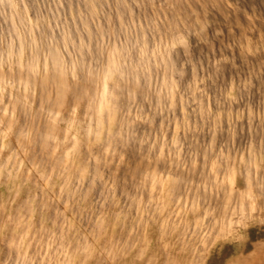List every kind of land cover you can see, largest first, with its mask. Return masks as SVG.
Listing matches in <instances>:
<instances>
[{
	"label": "rangeland",
	"instance_id": "374dc122",
	"mask_svg": "<svg viewBox=\"0 0 264 264\" xmlns=\"http://www.w3.org/2000/svg\"><path fill=\"white\" fill-rule=\"evenodd\" d=\"M1 2H2V0H0ZM75 1V2H74ZM112 1V2H111ZM121 1V0H120ZM119 1V2H120ZM123 1H128L127 2V4L126 5H128L129 4V6H127L128 7V10H126L127 8H126V5L124 6V4L122 5V3H123ZM133 1V2H132ZM134 1H135V3H134ZM139 2H140V4H142V5H140L138 2H137V0H122L120 3H118V1L116 0V3H118L119 4V6L118 5H116L115 3H113V2H115V0L113 1V0H78V2L76 1V0H4V2H3V6H2V4H1V2H0V62L2 61H4L2 64H1V66H0V70H1V74L3 73V75L2 76H0V78H1V81H2V83H4L5 85L7 84L8 86H6L5 87V85H3L2 83H1V81H0V99H1V97H3V99H1V104H0V106H2V107H4V109L2 108V107H0V112H1V116H0V170H1V172H0V174H2V171H3V174H2V176L0 175V196H2V198L4 199V198H9V197H5V195L7 194V195H9L10 194V192H11V190H9L8 188H7V185H12V183H13V185H15V186H17V188H18V190H17V194H18V196L16 197L15 196V198L14 199H16V200H13V203H14V205L16 204V202H17V200L20 198V196H23L24 195V193L26 192V190H30V194H32V196L33 197H37V195H35L36 194V192H37V194L39 195V196H41L43 193L45 194V198H46V200L48 201V203L50 204V207L52 208L53 207V209H55V210H53V209H51V211H56V210H58V212L56 211L54 214L56 215V219H57V225H56V227L58 228H56L55 227V238H53V234H54V232H49L48 230H49V228L48 227H46L45 228V232L43 231V234H42V236H43V241H44V248H43V252H44V255H46L47 253H51V251H52V255L50 256L51 257V260H53V258H54V261L56 260V263H57V261L59 262V261H61V262H63V264H68L69 262H70V259H71V256H74V259H73V262L71 261V264H77V262H78V259H79V256H83L82 254H81V252H80V250L78 249V248H75V247H79L80 246V248L82 247L83 248V246L85 247V244H86V242H88L89 243V241H90V243H89V248L90 249H88V253H89V255H92L93 257L95 256V254H99L100 252H106V253H108L109 255H106L105 257H102V264H122V262L121 261H115V260H113L114 258H113V254L111 253L112 251L111 250H117V252L119 253V254H124L125 255V259H126V261H129L130 259L131 260H133L135 257H137L136 256V253L138 252V250H139V247L137 246V247H135V248H129L128 250H126L125 251V248H126V246H127V244H126V246H125V242L127 243L128 242V235L130 236L131 234H134V233H136V234H134V235H139V234H141V235H143V237H145L144 239L146 240V245H147V252H146V254H145V256L142 258V260H139L138 262H137V264H144L145 262L144 261H148L150 258H151V255H152V253L154 252V251H157V249H158V253H157V255H158V258H159V260H158V264H165L166 263V261H167V259H168V253H173L175 256H179L180 257V259L178 258V260L180 261L181 260V256L183 255V252L182 251H179V246L178 245H173V247H171V250L167 247V246H165V244H163V242L165 241L166 242V240L167 239H163V237H162V233H160V231H159V229H158V226L156 225V226H153V225H150L149 223H146V222H141L140 221V215H142L143 214V216H144V210H148L149 208H150V205H151V203L148 201V199L150 200L151 199V195H149V194H154V193H156L157 194V197H155L156 199H155V201H154V204L155 203H159L160 202V199L162 198V199H166V200H168V197H169V194H168V192H167V188L164 190V187H165V185H167L166 187H168V182H167V179L165 178V171L167 170V169H175V167H176V169H178L180 172H182L183 173V175L186 177L187 176V178H185L186 180L184 181V185H185V189H184V186H183V189L185 190V193L187 192L186 191V189H187V187H189V186H191L192 184V187H189L188 188V191H189V189H190V191H189V194L191 193V194H193V192L194 193H196V192H201L203 189H204V186H206L205 184H208V183H206V182H208L209 181V183H210V181L211 180H213V179H215V176L217 175L218 177H217V184H219V188L221 189H219L220 190V193H221V195L223 196V194H224V192L225 193H228V192H231V191H227V189H223L220 185H222V183H223V179H222V176H221V173L220 174H215L214 175V173L212 172V170H211V168H212V166H211V163H213L212 161L214 160V159H216V156H222V153H223V155L225 154V152H226V154H227V151L228 152H230V154H232L231 152H233L234 153V157L233 158H235V160L236 161H238V165L240 166V164H241V168H242V166H244V163H240V155L243 153V149H245L246 147H243V145H250L253 141H255V142H253V143H259V141H257L258 139V137H255L259 132V130H260V126H261V128H263L264 129V126L261 124V125H259L260 123H263L264 122V120H263V109L261 108L260 109V105H262V99L259 101L258 99V97H260V98H262V96H258V95H262V88H264L263 86L261 87V84L259 83V85H260V87H261V89L258 87L257 89H260L259 91L260 92H262V93H259V92H256V93H259L258 95H256V93H255V91H257V89L255 90L254 88H256V81H257V79L256 78H253V76L255 75H252V77H250L251 75L250 74H252V72L253 71H255V70H253L252 72L250 71L249 72V70L251 69H253V67H251V66H249V65H252V63H253V65L252 66H254V65H256V67H257V65H258V63L260 62V59H262V62H263V59H264V5H262V4H260V3H263L262 1L263 0H256V2L253 0V1H251V0H214V3L213 2H211V3H213L212 5H214L213 6V9H210L208 6L211 4H208V3H206V2H208V1H205V0H203L204 1V5L202 4L203 2L201 1L200 2V0H197V2H193L192 3V1H195V0H186L187 2H186V4H185V0L183 1L182 0V2H184L183 4L185 5H180V1L181 0H177V4H178V2H179V4L178 5H180V8L178 9V7L177 6H173V4L175 3V2H170V1H168L169 2V4L170 3H172V4H170V5H172V6H169L168 5V3H167V0L165 1V0H163L162 1V3L164 4V3H166V4H164V6H163V4H161L160 3V1L158 2H156L155 0H153L154 2L153 3H155L156 4V6H154L155 4H151V6L149 5V4H147V3H145V2H152V0H149V1H143L144 3H142V0L140 1V0H138ZM210 1H213V0H209V2ZM7 2L9 3L10 2V4L7 6V8H6V5H7ZM74 2V3H73ZM111 2V3H110ZM125 2V3H126ZM132 2V3H131ZM136 2L139 4L138 5V7L136 6ZM198 2H200L199 4V6H198ZM219 2V3H218ZM221 2H222V5H221ZM238 2V3H237ZM255 2V3H254ZM5 3H6V5H5ZM131 3V4H130ZM158 3H159V5H158ZM195 4V3H197V4H195L194 6H196V7H192V8H194L195 10H196V12H197V10L198 9H200L201 7L200 6H203V8L206 10V12L209 10V15H208V13H207V16H209L208 17V21H209V24L210 23H214L213 25H215L216 23L218 24H216L215 26H213L212 27V25L210 26H208V31H207V33L209 32V33H211V34H213L215 31H214V28H215V30H216V32H217V30H218V32H219V34H218V32L216 33L215 32V35L213 34V35H211L210 36V34L209 35H204L205 36V38H204V36L202 35V37L198 34V33H200V29H197V25L196 26H194V28H195V30L196 31H194V34H195V32H197V35L195 36V37H199L201 40H199V42H198V46H195V48H196V53H195V58H198V57H202L203 58V64H202V62L200 63V60L202 59V58H199V61L196 59V61L200 64V65H198L197 64V66H195V70L198 72V71H200V69H201V72L200 73H202V74H200V76H199V74L197 75V76H199V78L196 76V78L198 79L197 81H196V79L194 80V81H196V82H189V83H186V89H184V87L183 86H181L180 84H178L177 85V88H178V91L180 92V94H182V92L183 93H185V97H186V99H188V102H189V106H191V107H193V108H191V110H194V111H196L195 113L196 114H193V112L192 111H190V116H192V119L194 118V119H196L197 120V122H199V121H203V117H205V118H210L211 117V115L209 114V113H212V116H213V118L214 119H212L214 122H218L217 124H214V122L211 120V118L209 119L210 121H208V125H209V122H210V124H211V127H210V125L209 126H207L205 123H207V121L206 120H208V119H204L206 122H204L203 124L201 123V122H199V124L197 123V122H195V120H194V122H195V124L197 123V125L199 126V127H197V126H195V127H197V129L195 128V127H193L195 124H193V120H192V122L191 123H189V121L187 122V124H185V118L183 117V113H182V107L181 108H178V106L179 105H181V103H178L179 105H177V107H173L174 108V110H172L173 108L172 107H169V106H167V108H166V106H164V109L163 110H161L160 109V111H159V113L158 114H160V116L162 115V117H160V118H162V119H166V117L169 119L167 122L165 121V119L164 120H161V121H163L162 122V124L163 123H165L164 124V126H165V130L167 131H164V129L162 128V132L163 133H165V134H162V132L160 133V131H161V129H155V127H154V133H156V130L160 133V136H159V134H157L158 136H156V134H154L153 133V128H149V127H151V126H147V125H142V124H139V126H138V129L140 128V126L142 127V129L143 130H145V129H147V128H149V129H147L148 130V134H147V130H146V133H145V135L147 136V135H149V131L151 130V132H152V134H151V132H150V134H151V139H154V140H150L149 138H150V135H149V137H147V139H148V141L150 142V141H155V140H157V141H155V143L157 142V144H156V146L153 148V150H151L152 151V153H150V154H148V156H147V154L146 153H142V154H144V155H141V154H139V152H140V148L137 150V145L135 146V145H132V147L129 149L130 150V153L128 154V152H127V156H126V161H125V163H124V168H120L118 171H117V169L116 170H114L113 171V169L112 170H110L109 171V169H111L112 167L111 166H109V165H106V168H108L107 170H105L104 171V175H103V177H102V179H101V181L99 182V184H98V182L96 183V178L94 177V178H91L90 176H92V174H93V176H95V173L93 172V171H91V172H93V173H90L89 172V174L88 175H90L89 176V178H88V175L86 174V172L84 173L83 171H85V170H83V166H81L80 165V163H78V158L76 157V156H70L69 158H68V160L67 161H65V156H66V148H64V145H63V142H65V140L63 141V139L59 136V139L57 138V137H54V140L56 141L55 143L54 142H52L51 144V146H48L47 148H45V147H42L41 145V143H39V145L41 146H39L38 147V143H37V140L35 141V138H37V136L36 137H33V135L35 136V135H37V130H38V128L36 129L35 127L31 130V128H30V125L29 124H27V125H29L28 127L29 128H27V125H21L22 123L24 124H26L27 122L26 121H24V120H26L27 118L29 119V117H30V119H29V123H34L33 122V119H34V121L35 122H37L38 121V119H40V118H42L43 120H45L46 118H48L49 116H52L53 115V113L54 112H52V114H49V110H52V109H49L48 107L50 106V105H48V104H51L50 102H48V100H46L43 96H44V94H46V92H48L49 90V94L52 92V89H51V87L49 86V88H48V91H46L47 89L45 88V87H43L42 85H37V84H34V83H29V85L31 86H29V85H27V86H25L26 84H28V83H24V82H21V81H19V79H21V78H19V76L21 75V74H24V75H29V68H28V70H27V67H29V65L31 64V63H33V57L35 56V58H34V62L37 60H40V62H38L37 63V61L35 62L36 64H37V66L35 65L34 66V63H33V66H34V68H35V71L36 70H38V71H36L35 73L36 74H42L45 70H46V67L44 68V66H46L45 64L43 65V61H45L46 59L47 60H49L50 61V59H49V54L51 53V50L52 51H54V50H59V52H60V54H62L61 56L64 58V56H65V58L64 59H67L68 57H72V55L73 54H75V52H76V50L75 49H77L78 51H79V47L80 46H82V47H84V49L86 50H83V48H82V50L83 51H85V52H83L82 50L81 51H79L81 54H82V56H83V58L84 57H86L87 58V56H88V61L90 62H88V69H87V71H85L86 69H84V71H83V73H85L84 75H86L87 74V72L88 71H97L98 70V67H99V63H102L103 61H101V58H99L98 57V55H99V53H98V51L100 50V55L101 56H103V55H105V47H106V44H107V48L110 46L109 44H110V42L108 41L109 39H110V36H111V39L114 41V40H116V38H119L118 36L120 35V37H121V40L122 39H124L125 37V35H127V37L128 38H125V40H122V42H120V39H118V41L117 42H120L121 44H126V42H130L132 39H133V41L136 39H134V35L137 33V34H139L140 35V29H144L145 30V28H143V27H145L146 25V27H147V29H148V27H149V33H151V35L149 36V35H147L148 37H146V36H142L143 38H145V40L147 39V38H149V37H158V36H156V35H154L152 32H154L155 34H157V30H155L154 31V28H152L151 26L153 25V27H159L158 25H160V26H162V24H165L166 22V20H164L163 21V15L162 14H166V12H169L168 10H167V7L169 6V8H171V7H173V8H176L178 11L180 10L181 11V13H183L182 12V10H187L188 8H186L187 6V4H188V6H189V4ZM109 4H111L109 7L111 8V10L110 9H107V8H109L108 7V5ZM118 6V7H120L119 9H120V11H119V9H118V7H116L115 8V6ZM121 4V5H120ZM132 4H134L135 6H136V9L134 8L135 6L133 5L132 6ZM161 4V5H160ZM177 4H174V5H177ZM206 4H208V5H206ZM224 4V5H223ZM264 4V3H263ZM4 5H5V7H4ZM143 5H144V7H143ZM145 5L147 6L148 5V11H151V12H147V7H145ZM165 5H167L166 6V8H165ZM212 5H210L211 7H212ZM227 5H229L228 7H229V9L226 7ZM57 6V7H56ZM122 6H124V7H122ZM139 6H142V8L144 9L143 11H142V9H140L141 7H139ZM152 6H154V7H152ZM158 6V7H157ZM159 6H161V8H162V6L164 7V9L162 8L161 10H164L163 11V13H162V11H158V10H160V7ZM184 6V8H186V9H182V7ZM197 6H198V8H197ZM219 6V7H218ZM224 6V7H223ZM3 7V8H2ZM51 7V8H50ZM129 7H130V9H129ZM151 7V8H150ZM206 7V8H205ZM216 7V8H215ZM220 8V7H222V8H220V9H218V8ZM55 8H57V9H55ZM125 8V9H124ZM153 8H155V10L153 9ZM159 8V9H158ZM168 8V9H169ZM173 8H171V11L169 12V13H172L173 14V12H174V15H175V17L173 16V18H178V16H180V11H179V13H177L178 11L176 10V9H173ZM197 8V9H196ZM202 8V9H203ZM207 8H209V9H207ZM215 8V9H214ZM106 9V10H105ZM115 9V10H114ZM122 9H124L123 11H124V14L126 15L127 13H129L130 12V14H127L128 16H131L130 18L129 17H127V16H124V14H123V12L121 11ZM131 9H135V10H133V11H130ZM140 9V13L138 12V10ZM150 9V10H149ZM158 9V10H157ZM190 9H191V5H190V8H189V13L190 12H192V13H190L191 15H193L192 17H191V20H192V18L193 19H195L194 21H191L190 20V23L192 22V25H193V22H194V24H195V21H196V24H198V27L200 28V23L199 22H201V21H199V20H201V19H199V18H197V16H195L197 13L195 12V10L194 9H192V10H194V11H190ZM223 10L221 13H223V15H221V13H219V16H218V12H220V10ZM233 10V12H232V10ZM53 10V11H52ZM60 10V11H59ZM99 10H102V11H100L99 12ZM110 11V15H111V13L113 12V14L111 15V16H113V17H111L110 15H108V17H106L105 18V16H106V13H105V16H103V14L104 13H101V12H107V11ZM167 10V11H166ZM170 10V9H169ZM172 10H173V12H172ZM201 10V9H200ZM204 10V11H205ZM210 10H212V12H213V10H214V12L213 13H215L216 12V14L217 15H215V14H213L212 12H210ZM218 12H217V11ZM228 10V11H227ZM241 10V11H240ZM52 11V12H51ZM97 11V12H96ZM108 11V12H109ZM112 11V12H111ZM115 11H119V12H115ZM136 11H137V14H139L140 15V17H138V15H136ZM146 11V15H148V13H149V15L146 17L145 16V13H142V12H145ZM155 11H156V13H155ZM177 11V12H176ZM202 11L203 10H201L200 12L202 13ZM203 11V12H204ZM234 11H235V14L236 15H238V16H235V14H234ZM121 12H122V14H121ZM127 12V13H126ZM135 12V13H134ZM155 14V17H157V19L156 18H154L153 17V13ZM187 12V11H186ZM194 12V13H193ZM199 12V10H198V14L200 13ZM229 12H231V13H229ZM241 13L240 15L238 14V13ZM244 12V13H243ZM118 13V16L119 17H122V18H119V17H117V14ZM134 13V14H133ZM141 13L142 14H144V16L143 15H141ZM168 13V14H169ZM185 13V12H184ZM188 13V12H187ZM188 13V14H189ZM196 13V14H195ZM212 13V14H211ZM226 13V14H225ZM55 14H57L58 15V17H57V15L55 16ZM59 14H61L60 16H62L61 18H60V16H59ZM62 14H64V16L62 15ZM99 14V15H98ZM119 14H121V15H119ZM133 14V15H132ZM150 14L152 15L151 17L153 18V19H156L155 21L154 20H151L152 18H150ZM158 14V16H156ZM195 14V15H194ZM204 14H206L205 12H204ZM211 14V15H210ZM228 14V15H227ZM230 14H231V16H230ZM245 14V15H244ZM162 15V16H161ZM191 15H189V16H191ZM216 17V16H218L217 17V19L214 17V16ZM221 15V16H220ZM225 15H226V18H225ZM85 17V18H83V19H85L86 21V23H87V21H89V24H87V25H90V24H92V28L91 29H89L90 28V26L88 27L87 25H85L86 23H82V22H84L83 21V19L81 18V17ZM98 16H101L100 18L98 17ZM132 16H134V17H132ZM135 16H137L136 18H135ZM141 16H142V18L144 17L145 18V20H146V23H145V20L144 19H142L141 18ZM169 16H170V14H169ZM168 16V17H169ZM172 16V15H171ZM206 16V15H205ZM211 16H213L212 17V21H211ZM224 16V17H223ZM228 16V17H227ZM244 18H243V17ZM54 17H56L57 18V20H54V19H56V18H54ZM67 17V18H66ZM102 17H104V18H102ZM109 17L111 18V19H113L114 17V20H115V22H116V24H113L114 22V20L112 21L111 19H109ZM124 17H126V18H124ZM158 17H160V18H158ZM162 17V18H161ZM196 17V18H195ZM6 18H8V19H10V18H12L13 20H7L10 24H13L12 26H8V25H10L7 21H6ZM54 18V19H53ZM62 19L61 21H63V23L64 24H66L67 26V29H66V27L64 28V24H61L62 22H60L59 20L60 19ZM64 18H66L65 20H63ZM88 18V19H87ZM117 18V19H116ZM127 18H129V21H125V20H127ZM134 18V20L132 21V19ZM137 18H139V19H137ZM207 18V17H206ZM225 20H224V19ZM51 19V20H50ZM77 19V20H76ZM109 20L108 22H109V24H113L114 25V28L112 27L113 25H111L110 26V28L109 27H106V26H109L108 24H106V28L105 27H103V28H105V29H103L101 26H102V23H103V26H104V21L103 20ZM122 19H124V21L122 22ZM138 20V22H140V24L141 25H139V24H137L138 22H137V20ZM148 19V20H147ZM150 19V20H149ZM214 19H216L215 21H217V22H215L214 21ZM218 19L220 20V22H218ZM53 20V21H52ZM67 20H68V22L69 21H73V22H69L70 24H72V23H74V21H76V23L78 22V24H76V23H74L72 26H74V28L73 27H71L70 26V24L67 22ZM100 20H102L103 22H101ZM106 20H105V23H107L106 22ZM118 20H119V23H118ZM132 22H131V21ZM142 20V21H141ZM158 20V21H157ZM50 21H52L51 22V24H50ZM57 21V22H56ZM58 21L60 22V25L58 24ZM79 21H81V22H79ZM122 23H121V22ZM143 21H144V23L146 24H144L143 23ZM155 22V23H152V22ZM160 21V23H161V21H163V23L162 24H157L156 22H159ZM211 21V22H210ZM225 24H223L222 22ZM239 21L241 22V23H239ZM262 21V22H261ZM11 22H13V23H11ZM54 22H56L55 24H54ZM66 22V23H65ZM113 22V23H112ZM126 22V23H125ZM130 22V24H128ZM152 23V25H151V23ZM165 22V23H164ZM230 22H232V23H234V24H232V23H230ZM45 23H46V25H45ZM49 23V24H48ZM68 23V24H67ZM82 24V27H80V25ZM101 23V24H100ZM123 23H125V24H123ZM134 23H135V25H134ZM150 25H149V24ZM227 23V24H226ZM229 23V24H228ZM261 23H263V24H261ZM48 24V25H47ZM54 24V25H53ZM58 24V25H57ZM80 24V25H79ZM98 24H100V25H98ZM120 24V26L119 27H117L118 25ZM128 24V25H127ZM134 25V27L132 28V25ZM155 24H156V26H155ZM220 24V25H219ZM221 24H223L222 25V27L224 28L223 30H220V29H216L217 27L218 28H222L221 27ZM242 24H244L246 27H244L243 28V26L244 25H242ZM246 24H248V25H246ZM249 24H250V26H249ZM45 25V26H44ZM56 26L55 28H53V31H52V29H50V26ZM68 25H69V29H71V30H74V33L76 32V31H81V32H83L84 31V29H85V31H84V33H79V31L76 33V36L74 37V35L75 34H72L71 32V30H69L68 31ZM76 25H78L79 26V28H78V26H76ZM85 25V26H84ZM123 25H125V26H123ZM131 25V26H130ZM239 25V26H238ZM52 26V27H53ZM84 26V27H83ZM87 26V27H86ZM97 26H99V28H101V30L103 29V31L105 30V32L103 33V36H104V34H107V30H110L109 32H111L110 33V36L107 34L106 35V38H105V36L103 37V38H99L98 36H100L101 37V35H102V31L100 32V31H96V30H99V29H97L98 27ZM117 28H116V27ZM128 26V27H127ZM141 26V27H140ZM220 26V27H219ZM228 29V27H235V28H229V29H231L232 30V32H230V31H226L227 29L225 28V27ZM240 26H242V28L243 29H245V30H241L240 31V28H238V27H240ZM12 27V28H11ZM14 27V28H13ZM49 28V30H51L52 31V33H51V31H49V32H47L45 35H47V36H45L44 35V33H45V31L43 30V29H45L46 31H47V29ZM112 27V28H111ZM125 27V28H124ZM139 28V29H137V31L135 30L136 28ZM152 29H151V28ZM213 28V30L211 31V29L210 28ZM236 27H237V32L235 31L236 30ZM251 27V28H250ZM77 28V29H76ZM84 28V29H83ZM86 28H88L87 29V31H86ZM109 28V29H108ZM119 28H121V30H122V32H121V30L119 31ZM127 28V29H126ZM128 28H130V30H129V32H127L128 31ZM241 28V29H242ZM55 29V30H54ZM92 29H94V31L96 32V35L95 36H97V37H94V35L93 34H91L90 32H91V30ZM112 29H113V33H112ZM124 29H126V30H124ZM132 29H134V30H132ZM146 29V30H147ZM152 31H151V30ZM156 29V28H155ZM158 29V28H157ZM226 29V30H225ZM233 29H234V33H236L235 34V39L232 37V34H233ZM247 29V30H246ZM90 30V31H89ZM115 30V31H114ZM116 30H117V32H116ZM133 32H132V31ZM139 30V31H138ZM143 30V31H144ZM146 30H145V34H148L147 32H146ZM198 30V31H197ZM211 32H210V31ZM239 30V31H238ZM66 33H65V32ZM71 31V32H70ZM94 31H92V33H94ZM118 31H119V35L118 34H116V33H118ZM124 31H126L125 33H124ZM243 31H246V33L245 32H243ZM54 32V33H53ZM85 32H87V34L85 33ZM88 32H89V34H91V35H93L92 37L90 36V38H89V34H88ZM97 32L99 33H101L100 35L99 34H97ZM240 32H241V34H243V35H241L240 34ZM243 32V33H242ZM49 33H51V34H54L55 35V38H57V40H55V38H53V36L54 35H52L51 37L54 39H51L50 37H48L49 35H51V34H49ZM80 35H79V34ZM116 34V36L117 37H115V34ZM122 33H124V35L122 34ZM225 33V35L224 36H222L223 34ZM228 33V34H227ZM231 33V35L229 36V34ZM240 35H239V34ZM84 36H83V35ZM111 34H113L114 35V37H115V39H114V37L111 35ZM130 34L132 35L131 37H130ZM136 34V36H138ZM218 36H217V35ZM238 34V35H237ZM70 36V37H65V36ZM86 35L88 36V37H86ZM122 35V36H121ZM152 35H154V36H152ZM223 37H221V36ZM227 35V36H226ZM80 36L82 37L83 36V38L82 39H86L85 41H83L81 38H80ZM107 36H108V38H107ZM141 36V35H140ZM194 36H192L191 35V37H194ZM216 36V37H215ZM229 36V37H228ZM233 36H234V34H233ZM243 36V37H242ZM245 36V37H244ZM47 37V38H46ZM66 39H65V38ZM113 37V38H112ZM122 37H124V38H122ZM133 37V38H132ZM197 37V38H198ZM214 40H212L211 38ZM221 37V38H220ZM231 37V38H230ZM242 37V38H241ZM45 38V39H44ZM87 38H88V40H87ZM93 38H94V41H93ZM96 38L98 39V40H96ZM129 38H132L131 40H129ZM150 38V39H151ZM206 38H208V40L206 39ZM219 38V39H218ZM238 38H240V39H238ZM244 38H246L245 40H244ZM47 39H51V40H49L50 42H52V43H50L49 42V45H48V42H47ZM89 39H91L92 40V42H94V43H92L91 42V40H89ZM110 39V41H112ZM128 39V40H127ZM205 39V41H202V40H204ZM210 39H211V41H210ZM223 39V40H222ZM82 40V41H81ZM106 40H107V42H106ZM140 40H141V37H140ZM153 41H154V39H152ZM158 39L157 38H155V41L153 42V43H155V44H157V41ZM189 41H190V39H188ZM197 40V41H198ZM221 40V41H220ZM244 40V41H243ZM246 40H247V47H246ZM41 41H45V42H41ZM53 41H57L56 43L55 42H53ZM112 41V42H113ZM170 41V40H169ZM200 41H202L201 43H200ZM209 41V42H208ZM242 41H243V43H242ZM37 42V43H36ZM47 42V44H45ZM60 42V43H59ZM82 42H83V44H82ZM85 42V43H84ZM87 42V43H86ZM88 42H89V44H88ZM91 42V43H90ZM99 43L100 45H98L97 43ZM115 43V44H117L118 46H120L118 43ZM125 42V43H124ZM171 42V41H170ZM170 42H168V44L167 45H171L172 46V43H170ZM212 42V43H211ZM213 42H217L216 44H213ZM25 43V44H24ZM28 43H31L30 44V47H29V44ZM34 43H36V44H38V45H36L35 46V44ZM58 43H59V45H58ZM109 43V44H108ZM159 43V42H158ZM161 43V42H160ZM159 43V44H160ZM190 43H193V41L192 42H190ZM195 43V42H194ZM199 43H200V46H199ZM209 43V44H208ZM220 43V44H219ZM24 45V48H23V45ZM27 44V45H26ZM39 44H42V45H39ZM51 44V45H50ZM55 44H56V46H55ZM77 44H81L79 47L77 46ZM90 44H92V49H91V47L89 46ZM159 44H157L156 45V47L157 46H159ZM210 44L212 45V46H210ZM217 44H219L218 46H220L221 47V49H219L220 47H218L216 50H214L215 48L213 47V45H215V47L217 46ZM20 45V46H19ZM93 45H94V47L95 48H97L98 50H96L95 49V51L97 52V56H96V54H94L95 52H90V51H93V49H94V47H93ZM111 45H113V43H111ZM163 45V44H162ZM161 45V46H162ZM22 46V47H21ZM32 46L34 47L32 50H31V48H32ZM42 46V47H41ZM43 46H45V49H43ZM59 46V47H58ZM76 46H77V48H76ZM87 46V47H86ZM103 46H105L104 47V49H103ZM194 45L192 44V47H193ZM239 46V47H238ZM25 47H27V49L25 48ZM55 47H57V48H55ZM201 47H203V49L201 48ZM214 49H213V48ZM11 48V49H10ZM75 48V49H74ZM88 48V49H87ZM90 48V49H89ZM101 48H102V50H104L105 52L103 53V51L101 50ZM230 48H232L233 50L235 49H237L238 48V52H237V50L235 51V54H236V56H234L235 54L232 52V50L230 51L232 54H234V55H232L233 57H234V59L232 58V56H229L231 53L229 52V50H230ZM240 48V49H239ZM244 48V49H243ZM246 48H247V51H246ZM23 51H22V50ZM35 49V50H34ZM200 49V50H199ZM212 49H213V51H212ZM229 49V50H228ZM252 49V50H251ZM260 49L262 50V51H260ZM26 50V51H25ZM30 50L32 51V53L34 52V51H36V54L38 55V57H36V54H35V52L32 54L31 52H30ZM61 50V51H60ZM75 50V51H74ZM87 50H89L88 52L90 53H88L87 54ZM219 50V51H218ZM228 50V53H226V51ZM8 51H9V53H8ZM73 51H74V53H73ZM78 51L76 52V54H75V56L74 57H72V58H74V60L76 59H78V61H76V62H79V59H80V62H82V58L80 57L81 56V54H79L78 53ZM243 51V52H242ZM247 53H246V52ZM252 51V52H251ZM258 51V52H257ZM259 51H260V53L262 54V56L259 54ZM23 52H26L25 54H23ZM42 52V53H41ZM62 52V53H61ZM182 54H183V52H182V50L180 51ZM237 52V53H236ZM258 53L260 56L258 57V54H254V53ZM263 52V53H262ZM18 53V54H17ZM39 53H41V55L43 54V55H45V56H42L43 57V59H44V57H46L45 58V60H43V59H39V57H41V55L39 56ZM70 53L72 54V55H70ZM83 53H85V55L83 54ZM103 53V54H102ZM184 53H185V50H184ZM186 53H188V51H186ZM238 53H239V55H241V54H243L244 55V53H246L244 56H243V59L241 58L242 56H239L238 57ZM249 53V54H248ZM252 53L254 54V57H258V58H260L259 59V62L257 61V64L255 63L254 64V62L256 61V59L258 60V58H254L253 57V55H252ZM8 54V55H7ZM20 54V55H19ZM32 54V55H31ZM91 54H94V55H92L93 57H95L94 59L95 60H97V59H99L98 60V63L96 64L95 62L96 61H94L92 58V56H89V55H91ZM181 54V55H182ZM203 54V55H202ZM213 54H217V56L219 55L220 56V54H222L221 55V58H215V56L216 55H213ZM227 54H229V55H227ZM14 55V56H13ZM17 55V56H16ZM21 55H23V56H21ZM32 57V58H30V56ZM76 55H78V57L76 56ZM99 55V56H100ZM188 55V54H187ZM199 55H201V56H199ZM246 55H249L248 57L250 58H248ZM3 58H2V57ZM16 56V57H15ZM21 56V57H20ZM68 56V57H67ZM100 56V57H101ZM19 57H20V59H21V61H20V59H19ZM70 57V58H71ZM91 57V58H90ZM98 57V58H97ZM234 60V61H236L237 63H240L241 62V64H240V66H242L243 65V69L242 68H238L239 67V65H236L237 66V68H236V66H231V65H235L236 64V62L234 63L233 62V60L231 59V58ZM236 57V58H235ZM244 57H247L246 59L244 58ZM17 58H18V61H20L19 63H20V65L22 64L23 65V69L24 68H26V69H24L23 71H22V69H21V67H22V65L20 66L19 65V63H18V61H17ZM206 58H209V59H206ZM238 58V59H237ZM252 58H253V60H252ZM3 59V60H2ZM36 59V60H35ZM82 59V60H81ZM85 59V58H84ZM90 59V60H89ZM228 59H230L231 61H232V63H231V61L230 60H228ZM92 60V61H91ZM207 62H206V61ZM225 60V61H224ZM227 60H228V62H227ZM237 60H239V61H237ZM245 62H244V61ZM246 60H248V63H250L251 61H253L252 63H250V64H248L247 63V61ZM251 60V61H250ZM94 61V62H93ZM216 61V62H215ZM223 61V62H222ZM230 61V62H229ZM242 61L244 62V63H242ZM67 62H69V60H67ZM66 62V60H64V65H65V68L67 69V71H69V65L71 64L70 62L69 63H67ZM214 62V63H213ZM220 63V62H222V65H223V70L225 69V70H229V68L231 69V70H229V72L228 73H230L229 75H227V71H223V72H221L220 73V75L218 74V72H216V76H217V78H216V76H215V74H213V73H215V71H217V70H215L216 69V65H217V63ZM18 63V66H16V69H18V70H15V65ZM40 63V64H39ZM45 63V62H44ZM92 63V65H94V66H92V68H91V66H89L90 64ZM94 63V64H93ZM206 63H207V65H206ZM230 63V64H229ZM25 64H27V65H25ZM69 64V65H68ZM202 64V65H201ZM208 64H209V68H208ZM229 64V65H228ZM246 64V68H244V65ZM3 65V66H2ZM14 65V66H13ZM24 65L26 66V67H24ZM50 65V64H49ZM211 65H212V67H211ZM11 66L13 67L12 69L14 70H12V69H10L11 68ZM20 66V67H19ZM48 66V65H47ZM98 66V67H97ZM224 66H225V68H224ZM230 66V67H229ZM247 66H248V68H250V69H248L247 71H243L244 69H247ZM18 67V68H17ZM37 67V68H36ZM97 69H96V68ZM198 67V68H197ZM200 67V68H199ZM201 67H203V68H201ZM211 67V68H210ZM42 68H44V71H43V69ZM100 68V67H99ZM215 68V69H214ZM235 68H236V70H238V71H241V74H239V73H237V71H235ZM95 69V70H94ZM199 69V70H198ZM241 69V70H240ZM254 69H255V67H254ZM4 70V71H3ZM203 70V71H202ZM15 71H16V73H15ZM20 71V72H19ZM22 71V72H21ZM40 71H43V72H40ZM195 71V72H196ZM231 71H233L234 73H231ZM70 72V71H69ZM68 72V73H69ZM196 72V73H197ZM245 72L247 73V77L244 75L245 74ZM9 73V74H8ZM223 73V74H222ZM239 74V75H241V76H238L237 77V74ZM242 73H244V74H242ZM248 73H250V74H248ZM254 73V72H253ZM263 73H264V71H263ZM76 74V73H75ZM222 74V75H221ZM233 74V75H232ZM215 77H214V76ZM225 75V76H224ZM232 75V76H231ZM236 75V76H235ZM242 75L244 76L243 78H242ZM248 75H249V77H248ZM260 75V74H259ZM258 75V76H259ZM69 76H70V78L71 79H74L75 78V76L76 75H74V74H72L71 72L69 73ZM72 76V77H71ZM261 76V75H260ZM14 77H16V78H14ZM21 77V76H20ZM236 77L239 79V80H237L236 79ZM250 78V79H248V80H251V78H253L254 79V81L255 82H253V79L250 81V82H253V84L255 85V87H254V85L251 83H247L248 81H246L247 79L246 78ZM2 78L4 79V82H3V80H2ZM12 78V79H11ZM19 78V79H18ZM233 78V79H232ZM259 78H260V81H259ZM258 78V81H257V85H258V82H261V80L263 79H261V77H259ZM18 79V80H17ZM231 79L233 80L232 81V84H231ZM237 80V82H236V80ZM244 79H246V80H244ZM6 80H9L8 82H10V80H11V82L10 83H12L13 85H10L8 82H6ZM15 80V81H14ZM230 80V81H229ZM241 80V81H240ZM239 81V82H238ZM234 82H236V83H234ZM241 82L242 83H245L246 84V86H248V87H245V88H247V90L246 89H242V88H236V87H238V85L240 84V86H244V85H242L241 84ZM262 83V85L264 84L263 83V81L261 82ZM14 84H16V85H14ZM247 84H249V85H247ZM231 85H232V87H231ZM236 85V86H235ZM253 85V86H252ZM14 86V87H13ZM19 86V87H18ZM29 86V87H28ZM41 86V87H40ZM187 86L189 87V88H187ZM12 87V88H11ZM25 87V88H24ZM35 87V88H34ZM253 88V89H251V88ZM2 88H4L2 91H1V89ZM30 88V89H29ZM41 89V90H38V89ZM42 88H45V89H42ZM235 88V89H234ZM244 88V87H243ZM250 88V89H249ZM36 89V90H35ZM234 89V90H233ZM236 89H237V91L240 89H242V91L244 90V92L243 93H245L246 94V96H245V94L243 95L242 94V92H240V91H236ZM32 90V91H31ZM45 90V91H44ZM187 90V92H185ZM249 90H250V94L251 95H249L250 96V99H248L249 97H248V94H249ZM4 91V92H3ZM8 91H9V94H8ZM12 91V92H11ZM18 93H16V92ZM22 92V94L24 95V96H22L19 92ZM41 91H43V93L44 94H41ZM232 91V92H231ZM3 92V93H2ZM39 92V93H38ZM2 93V94H1ZM5 93V94H4ZM8 95H7V94ZM28 93H30V94H28ZM32 93V94H31ZM33 93H35V94H33ZM237 93L238 94H240V96L239 95H237ZM255 93V94H254ZM22 96L20 99H19V97H20V95ZM38 94V95H37ZM3 95H5V96H3ZM15 95V96H14ZM18 95H19V97H18ZM26 95V96H25ZM27 95L28 96H30V98H28L27 97ZM43 95V96H42ZM47 95V94H46ZM45 95V96H46ZM239 96V98L240 99H242L241 100V102H239V99L237 98V96ZM242 95H243V97H242ZM253 95V96H252ZM254 95H255V97H254ZM7 96H9V97H7ZM10 96L12 97V99H14V100H12L11 98H10ZM33 96V97H32ZM37 96V97H36ZM41 96L43 97V102H42V98H41ZM216 96V97H215ZM219 96H221L220 97V99H217V98H219ZM233 96V97H232ZM25 97V98H24ZM35 97V98H34ZM234 98V101L235 102H233L232 101V99L231 98ZM248 97V98H247ZM258 99H257V98ZM26 98H28L27 100H29L30 99V102H31V99H33L32 100V104H30L27 100H26ZM230 98V100L232 101L231 103H229L230 101L228 100ZM255 100H253V99ZM8 99V100H7ZM22 100L21 101V103L23 102L24 104H21L20 103V101H19V103L21 104H18V101L16 102V100ZM25 99V100H24ZM201 99V102H203V100H204V102H203V106H205V108L207 109V108H211V109H207L206 111H205V108L203 107V106H201V104L198 102V100H200ZM216 99V100H215ZM236 99H238L237 101H236ZM244 99V100H243ZM251 99H252V101L253 102H256L255 103V106L254 105H252L253 103H250V102H252L251 101ZM3 100V101H2ZM4 100H6V101H4ZM26 102H24V101ZM34 100H35V103H34ZM36 100H38V103L36 102ZM217 100H221V103L219 104L218 102H216ZM226 103V105H227V101H229L228 102V104L229 105H233V103L235 104L236 103V105H237V103H238V106H236V105H234V107L233 106H229L228 108H226L225 109V106H224V109H223V101ZM257 100L259 101L258 102V104L260 103V105H259V107H258V104H257ZM13 102V103H11V102ZM15 101V102H14ZM195 101V102H194ZM215 101V102H214ZM245 101H248V102H246L245 103ZM250 101V102H249ZM42 102V103H41ZM46 102H48V103H46ZM196 102H197V105H198V107H197V105H195L196 104ZM212 102H213V104H212ZM243 102V103H242ZM3 103H5V104H3ZM13 104V107H15L14 108V110L12 109L13 107H12V105L11 104ZM45 103V104H44ZM200 104V106H199V104ZM242 103V104H241ZM245 103V104H244ZM4 106H3V105ZM16 104V105H15ZM26 104H28V106L27 107H37L38 108V105H39V107H40V109L38 108V112L40 113V114H38V112L36 111V109L37 108H33V109H35V111L32 109H30V111H33L32 113L34 114H31L29 117L27 116V115H29V114H27V112L26 111H29V109H27V107H25V108H23L24 106H26ZM205 104V105H204ZM209 104H210V106H209ZM247 104H250V105H252L251 107L249 106H247ZM256 104H257V107L259 108L258 110H262L259 114L257 113L258 112V110H256L255 109V113H256V115H255V117L257 118V119H259L260 117H259V115L261 116L262 115V120H261V122H260V120H257L255 117H253L254 115H253V111H254V107H256ZM15 105V106H14ZM29 105H31V106H29ZM35 105V106H34ZM41 105V106H40ZM45 105V106H44ZM48 105V106H47ZM194 105H195V107H194ZM208 105V106H207ZM214 105V106H213ZM217 106V108H216V106ZM219 105V106H218ZM239 105H241L240 107H243V106H245L247 109H251L250 111L248 110L247 112L246 111H244L246 108L244 107V112H242L241 114L242 115H239L240 114V112L242 111V109L243 108H240L239 107ZM7 106V107H6ZM16 106H17V108H16ZM189 106H188V108H189ZM228 106V105H227ZM235 106H236V108H235ZM46 107V108H45ZM180 107V106H179ZM200 107V108H199ZM204 108V110L203 111H205L204 113H207V114H209L210 115V117H209V115H208V117L206 116V114H205V116H203V117H201V119L199 118L200 116H201V114H200V116H198L199 114H197V112H199V111H202V108ZM220 107H222V109H223V111H221L222 109H218V108H220ZM237 107H238V110H236L237 109ZM256 107V108H257ZM262 107V106H261ZM18 108H19V110H18ZM41 108H42V110L44 109V114H45V116H44V114H41L42 112L41 111H39V110H41ZM51 108V107H50ZM169 108H171V109H169ZM176 108H178V109H176ZM190 108H189V110H190ZM197 108H199V110L197 109ZM229 108L231 109L232 108V111L230 110L229 111ZM236 110H234V109ZM239 108H240V110H239ZM3 109V110H2ZM15 109H17V110H15ZM27 109V110H26ZM45 109H47V110H45ZM213 109H217L215 112L217 113H214V111H213ZM246 109V110H247ZM155 110V109H154ZM165 110V111H164ZM169 111V112H167V111ZM172 110V111H171ZM177 110V111H176ZM181 110V111H180ZM210 110H212V111H210ZM225 110H228V111H225ZM3 111V112H2ZM15 111V112H14ZM19 112V114H18V112ZM30 111L28 112V113H30ZM47 111H49V112H47ZM173 111H175L174 113H173ZM178 111H180V112H178ZM210 111V112H209ZM234 111H235V113H234ZM238 111V112H237ZM14 112V113H13ZM17 112V114L19 115V116H17V114L15 115V113ZM22 112L23 113H25V115L24 114H22ZM35 112H36V114H35ZM46 112H47V114H46ZM81 112V110H78V112L76 111L74 114H73V116L71 115V118H69V115L68 114H66L67 112H64L63 113V122L61 121V124L62 125H64L65 127L67 126V135L68 134H70V135H68V136H81V138H82V140H84V139H86V137H87V135L89 136V134H87L88 132L86 131L85 132V130H87V129H85V127H87V125L86 124H84L83 122H81L80 120H78L81 116H80V114H82V115H85V114H83V113H80ZM158 112V111H157ZM167 112V113H166ZM192 112V113H191ZM220 112V113H219ZM221 112H223V113H221ZM224 112H226V113H224ZM238 114H237V113ZM251 112H252V114H251ZM166 113V114H165ZM171 113H173V114H171ZM202 113V112H201ZM203 113V114H204ZM262 113V114H261ZM167 114H170V115H167ZM192 114V115H191ZM202 114V115H203ZM214 114H216V115H214ZM231 116H230V115ZM243 114H245V115H243ZM258 114V115H257ZM2 115H5V117L3 116L2 117ZM17 116L18 117V119H17V117H15V116ZM24 115V116H23ZM38 115H40L39 117H38ZM43 117H42V116ZM66 115V116H65ZM74 115L76 116V117H74ZM167 115V116H166ZM194 115H196L197 117H195ZM221 115V117H220V120H221V124H222V126L219 124V116ZM224 115H225V117H224ZM249 115H251L250 117L251 118H255V121H254V119H252L251 120V118L249 117ZM11 116H13V120H15V121H11L12 119V117ZM26 117V119H23L22 117ZM32 116H33V119H32ZM37 116V118H35V117ZM163 116H165V117H163ZM190 116H188V119L190 120ZM194 116V117H193ZM215 116H216V118H215ZM233 116H235V117H233ZM241 116V117H240ZM244 116L246 117L247 116V118H245V119H247V121H248V119H249V121L251 120V123H252V121L256 124L257 123V121H259V123H257V125H255L254 123V125H255V127H256V129H253V128H255L254 127V125L252 126V125H250V122L249 123H247V121L245 122V120H244ZM258 116V117H257ZM14 117H15V119H14ZM85 117V116H84ZM84 117H82V119L84 118ZM231 117V118H230ZM249 117V118H248ZM4 118V119H3ZM45 118V119H44ZM69 118V119H68ZM75 119V121H74V119ZM76 118H77V121H76ZM200 120H199V119ZM203 118V119H202ZM217 118H218V120H217ZM229 118V119H228ZM6 119V120H5ZM7 119H8V121L10 120L11 121V124H9V122L7 123ZM20 119V120H19ZM23 119V120H22ZM35 119H37V121L35 120ZM67 119L68 120H70L71 119V122H72V124L71 123H69L70 121H68V124H66L64 121H67ZM184 121H183V120ZM187 119V120H188ZM241 119H243V121L241 120ZM261 119V118H260ZM85 121L86 120H88V118L87 117H85V119H84ZM216 120V121H215ZM223 120H224V122H223ZM237 120H240V122L238 121V125L236 124L237 123ZM6 124L7 123V125H5L3 122ZM19 121V122H18ZM20 121H22V122H20ZM174 121H175V123H176V125L174 124ZM179 121V124L181 123V121H182V123L183 124H181L180 126L182 127V125H183V127L181 128H177V129H175L174 127H176V126H178L179 124L177 123ZM211 121H212V123L214 124V126H216L217 125V128H218V126H219V129L221 130V128H223V130L224 129H228L227 131L226 130H224V131H221V133H220V130L219 129H217L216 127L214 128V127H212L213 125H212V123H211ZM242 121V122H241ZM12 122H14L13 123V125H12ZM76 122H77V124H76ZM244 122V123H243ZM18 123V124H17ZM85 123H87L88 124V121L87 122H85ZM241 123H243V124H241ZM247 123V124H246ZM14 124H16L15 126H14ZM175 126H174V125ZM188 124H192L191 126L190 125H188ZM219 124V125H218ZM241 124V126L240 127H242L244 124H246V125H244V128H245V126H246V129H244L243 127H242V129L241 128H239V127H237V126H239ZM9 125H10V130H14L13 132L12 131H10L8 128H9ZM69 125V126H68ZM85 125V126H84ZM185 125H187V127H185L186 129L184 130V126ZM204 127H208L207 128V130L206 129H202V127L203 126ZM248 125V126H247ZM259 125V126H258ZM6 126H8V127H6ZM81 126H83V132H82V130L80 129L81 128ZM143 126H146V127H143ZM189 126L191 127V128H189ZM201 126V127H200ZM250 126V128H252L253 130H255V132L253 131V130H251L250 128H249V130L251 131V133L249 134V130H248V127ZM14 127V128H13ZM17 127H19L18 129H17ZM21 127H22V132H21ZM23 127H25L26 128V131H25V129L23 128ZM77 127V128H76ZM167 127V128H166ZM192 127L194 128V129H192ZM203 127V128H204ZM210 127V128H209ZM221 127V128H220ZM13 128V129H12ZM192 129L193 130V132H195L194 130H197L196 132H197V134H196V132H195V136H194V133L192 132V131H188L189 129ZM199 128V129H198ZM214 128V129H213ZM30 129V130H29ZM34 129H35V131H34ZM70 129V130H69ZM74 129H76V130H74ZM78 129V130H77ZM141 129V128H140ZM141 129V130H142ZM171 130V132H172V130H173V132H176L175 134H173V132H172V136H170L169 134H168V132L169 133H171L170 132V130ZM180 130V129H182V132H180V131H177V130ZM201 129V130H200ZM209 129V130H208ZM236 129H238V130H236ZM257 129H259L258 131H257ZM263 129H261V131H260V133L261 132H263L264 133V131H263ZM16 130V131H15ZM75 131V133L74 132H72V131ZM140 130V131H141ZM175 130V131H174ZM198 130L200 131V132H198ZM214 130L215 131H217V133L216 132H214ZM219 130V131H218ZM247 130H248V132H247ZM17 131L19 132V133H17ZM23 131H25V132H27V135H26V137H25V135L24 134H22V136H19L18 134H20V133H23ZM29 131V132H28ZM32 131V132H31ZM34 131V132H33ZM72 133H71V132ZM139 131V132H140ZM201 131H204V132H202L201 133ZM208 132V134H206V132ZM233 131H239V132H241V133H239V132H237V133H235V132H233ZM24 132V133H25ZM157 132V133H158ZM178 132H180V133H182V134H180V133H178ZM186 132H189V134H187ZM224 132V133H223ZM226 132H228L229 134H231L232 133V136L230 135H228L227 136V134L228 133H226ZM30 133H32V136H30L31 134ZM191 133V134H190ZM214 133H216V134H214ZM220 133V134H219ZM251 136V134H253V136H249L248 134ZM11 134V135H10ZM86 134V135H85ZM162 134V135H161ZM168 134V135H167ZM179 134V135H182L181 136V138H177V135ZM186 134V135H185ZM192 134H193V136L195 137V138H197V139H199L198 141H200L201 143H206L205 144V146L203 145V144H200V145H197V144H199L200 142H198V141H196L195 143L194 142H190V140H191V137L194 139V137L192 136ZM200 134H202V135H207V136H202V137H204V138H202L201 136L199 137V135ZM209 134H212L213 136L214 135H216V137H217V140H215V141H213V138H215V137H212V135L210 136ZM223 134H224V136H223ZM226 134V135H225ZM233 134H235L234 135V139L232 138L233 137ZM14 135V136H13ZM19 137H18V136ZM21 135V134H20ZM85 136V138H83V136ZM187 137L188 135L190 136L191 135V137L189 138V137H185V136ZM248 135V136H247ZM13 138H12V137ZM24 136V137H23ZM30 136V137H29ZM153 136V137H152ZM163 136V137H162ZM168 137L169 139L170 138H172V139H170L169 140V142H167V144L166 145H164V141H163V138L164 137ZM170 136V137H169ZM226 136V137H225ZM237 138H236V137ZM245 136V137H244ZM246 136H247V139H246ZM262 136H264V134L263 135H261V136H259V138H261ZM16 137V138H15ZM18 137V138H17ZM161 137H162V140H161ZM178 137H180V136H178ZM207 137H209V139L207 138ZM212 137V141L210 140V138ZM223 137V138H222ZM232 139V141H231V139ZM23 138H26V139H24L25 141V146H23V144H24V142H23ZM29 138H31V140L29 139ZM139 138V137H138ZM137 138V140L139 141L140 140V138L138 139ZM157 138V139H156ZM206 138H207V140H206ZM243 138H245V139H243ZM249 138V139H248ZM251 138H254V139H251ZM262 138H264V137H262ZM12 139V140H11ZM14 139H16V141L14 140ZM22 139V140H21ZM34 139V140H33ZM87 139H89V137H87ZM86 139V140H87ZM92 139V138H91ZM179 141H178V140ZM181 139V140H180ZM188 139V140H187ZM192 139V140H193ZM196 139V140H197ZM216 139V138H215ZM221 139H223L224 140V142L223 141H221ZM227 139H229V141L227 140ZM240 139V140H239ZM19 140H21L20 141V143H18V141ZM86 140H84V144H83V147H85L84 145H86L87 144V148H85L86 149V157L84 158V159H82L83 160V162H85V161H89L91 164H92V162L94 161V158H95V156H93L92 157V155H90L91 154V152H93V151H96L98 148H100V147H96V148H94V149H92V147H91V141H89V144H88V141H86ZM165 140V139H164ZM174 140V141H173ZM191 140V141H192ZM206 140V141H205ZM225 140H227L226 141V143H225ZM235 142H234V141ZM242 140H243V142H242ZM246 140V141H245ZM248 140H250V143H249V141ZM252 140V141H251ZM16 143H15V142ZM35 141V142H34ZM161 141L163 142L162 144H160L161 143ZM175 141H177L176 142V146L174 145L175 144ZM190 142V144H189V142ZM211 141V142H210ZM219 141V142H218ZM261 141V140H260ZM263 141V140H262ZM32 142V143H31ZM36 144L35 146H34V149L33 150H31L32 149V146L31 145H34V143ZM174 142V143H173ZM180 142V143H179ZM198 142V143H197ZM214 142H215V144H214ZM245 142L247 143V144H245ZM264 142V141H263ZM23 143V144H22ZM30 143V144H29ZM172 144L171 146H170V144ZM179 143V144H178ZM194 143V144H193ZM218 143H219V145L222 143L223 144V147H222V144L219 146L218 145ZM225 143V144H224ZM243 145H242V144ZM14 144V145H13ZM17 144V145H16ZM57 146H56V145ZM62 144V145H61ZM160 144V145H159ZM169 144V145H168ZM209 144V145H208ZM211 144H213V146L211 145ZM19 145H22L23 147H25V151H27V152H25L24 151V148L21 146V149H20V147H19ZM53 145H55V147L53 146ZM62 147H61V146ZM193 145H197L196 147L195 146H193ZM214 145L216 146H218V147H220L221 149H223V150H221L220 148H218V147H216L217 149H214L215 147H214ZM241 145H242V147H241ZM2 146V147H1ZM44 146V145H43ZM134 146V147H133ZM138 146L140 147V145L138 144ZM172 146H174V147H172ZM199 146H203V147H199ZM207 146V147H206ZM209 146L211 147L212 146V148L214 149H212L211 148V152H210V150H209ZM228 146V147H227ZM54 149H53V148ZM60 149H59V148ZM135 147H136V149H135ZM198 147H199V149H200V154L198 153V152H196L197 150H198ZM205 147V148H204ZM52 151H50L49 149ZM155 148H157V149H155ZM195 148H196V150H195ZM227 150H226V149ZM233 148H234V150H233ZM241 148V149H240ZM247 148H249V147H247ZM28 149V150H27ZM42 149V150H41ZM45 149V151H44V156L46 157V156H48V155H50V156H48V158H45V157H43V153H41V155H42V157H38L39 155H38V153L40 154V151L39 150H41V152H43V150ZM48 149V150H47ZM59 149V150H58ZM132 149H134V150H132ZM155 149V150H154ZM203 149V150H202ZM221 150V151H218V150ZM232 149V150H231ZM34 150H36V151H34ZM46 150H47V154H46ZM57 150V151H56ZM136 150V152H135V154H133L134 153V151ZM162 150L165 152V154L161 157L159 154H162ZM206 150H208V151H206ZM213 150V151H212ZM39 151V152H38ZM131 151H132V153H131ZM138 151V152H137ZM206 152V155H205V153L204 152ZM35 152V153H34ZM50 154H49V153ZM100 153H101V150L99 151ZM142 152V151H141ZM140 152V153H141ZM202 152V153H201ZM209 152H210V154H209ZM36 153H37V158H36ZM53 153V154H52ZM102 153L104 154V152L102 151ZM102 153H101V155H102ZM204 153V154H203ZM208 153V154H207ZM215 153H217L216 155H214ZM23 154H25V156L23 155ZM98 154V153H97ZM131 154H132V156H131ZM145 154H146V157H145ZM152 154V155H151ZM212 154V155H211ZM128 155H130V156H128ZM202 155V156H201ZM205 155V156H204ZM212 157H210V156ZM214 155V156H213ZM28 156V157H27ZM64 158H62V157ZM118 156V155H117ZM141 156V159L139 158ZM205 157V161L203 160V158L202 157ZM206 156L208 157V158H206ZM220 156V157H221ZM32 157H35V159H32ZM73 157V158H72ZM132 157V158H131ZM215 157V158H214ZM119 156H118V158H115V165H117V161H119ZM129 158H131L130 160H129ZM63 159V160H62ZM117 159V160H116ZM208 159V160H207ZM213 159V160H212ZM35 160V161H34ZM127 160H129V161H127ZM212 160V161H211ZM193 161V162H192ZM207 161H209V162H207ZM203 162V163H202ZM204 162H206L205 164H204ZM7 163V164H6ZM94 163V162H93ZM208 163H209V165H208ZM240 163V164H239ZM90 164V165H91ZM189 164V165H188ZM191 164H192V166H191ZM195 164V165H194ZM3 165V166H2ZM5 165V166H4ZM92 165H94V164H92ZM91 165V166H92ZM111 165H114V164H111ZM125 165H126V167H125ZM136 165H137V167H136ZM208 168V170L206 169V167ZM128 166H130L131 167V169H130V167L128 168ZM154 166H156V167H158V171H156L155 170V173L153 174L154 176H153V178L152 179H149V177H147L148 175H149V171L150 170H152L153 168L154 169H156ZM194 166H196V167H194ZM202 166H204V170H203V168H202ZM2 167H3V170H2ZM115 167V166H114ZM149 167V168H148ZM191 167V168H190ZM200 169H199V168ZM82 168V169H81ZM135 168V169H134ZM151 168V169H150ZM160 168H163L165 171H161V170H159ZM194 168V171L192 170ZM196 168H198L197 170H196V172H195V169ZM80 169H81V171H80ZM138 169V170H137ZM148 169H150L149 171H148ZM91 170H93V168L91 169ZM124 171V172H121V171ZM125 170H127V173H126V171ZM129 170V171H128ZM16 171V172H15ZM133 171H137L136 173H137V176H136V173L134 172L133 173ZM154 171V170H153ZM203 171V172H202ZM205 171L208 173L206 176H205ZM210 171L212 172V173H210ZM13 172V173H12ZM14 172H15V174H14ZM106 172H108V173H106ZM114 172V173H113ZM10 173V174H9ZM84 173V177H83V174ZM132 173H133V175H132ZM205 173V174H204ZM107 174V175H106ZM116 174H118V175H116ZM135 174V175H134ZM210 174V175H209ZM82 175V176H81ZM132 175V176H131ZM203 175H204V177H203ZM211 175H212V177H211ZM11 176H12V178H11ZM14 176V177H13ZM15 176H16V178H15ZM105 176V177H104ZM136 176V177H135ZM183 176V177H184ZM200 176V177H199ZM202 176V177H201ZM214 176V177H213ZM7 177H9L8 179H6ZM29 177V178H28ZM134 178V180H136V181H133L132 179ZM188 178H190V179H188ZM1 179H3L2 181H3V183H2V181H1ZM28 179H30V181L28 180ZM90 179H93L94 181L93 182H90L89 180ZM131 179V180H130ZM193 181H192V180ZM206 179V180H205ZM10 180H11V182H10ZM100 180V179H99ZM189 180V181H188ZM198 180V181H197ZM203 180H205L204 182H203ZM15 181H16V183H20L21 184V186L22 187H24V190H23V192H22V187L21 186H19L18 184H16L15 183ZM92 181V180H91ZM192 181V182H191ZM95 182V183H94ZM131 183L133 186H131V184H128V183ZM155 182V187H156V190H155V192H153V187L154 186H151L153 183ZM192 183L191 185H190V183ZM201 182H202V184H201ZM92 183V185H91V188H90V184ZM197 183V184H196ZM93 184H95V185H93ZM96 184H98L97 186H96ZM136 184H140V185H145L144 187L145 188H147V189H145L144 187H142V186H140V185H136ZM217 184H216V188L218 189V187H217ZM31 185V186H30ZM103 185H105V186H103ZM134 185H135V187H134ZM195 185H196V187H195ZM235 185H236V187H235ZM245 177L244 176H241L240 174L239 175H236V179H235V181H234V184H233V186H234V190H233V192H235V193H233V197H234V194H238V193H236L237 191L239 192V191H243V190H245ZM197 186H198V189H197ZM200 186V187H199ZM232 186V187H233ZM96 189H95V188ZM210 186H208L207 188L208 189H211V188H209ZM28 188V189H27ZM89 190H92V193H91V191H90V193H89V195H88V199H87V201L85 200V197L84 198H82V199H84V200H82L81 199V197L80 196H82V192H84V191H87L88 189ZM127 188V189H126ZM134 188H137L138 190H139V188L141 189H144V191L142 190V192L141 191H138L137 189H134ZM151 188V189H150ZM201 188H202V190H201ZM237 188V189H236ZM241 188V189H240ZM243 188V189H242ZM5 189H6V191H8V192H6L5 191ZM34 189V190H33ZM87 189V190H86ZM106 189H107V191H108V193H107V191H106ZM130 189V191H128ZM214 189H215V187H214ZM123 190H125L127 193L129 192L130 193V195L129 194H127L126 192H124ZM151 190V191H150ZM192 190V191H191ZM196 192H195V191ZM213 189H211V191H212ZM219 190H216V191H218L219 192ZM33 191H34V194H33ZM106 191V192H105ZM136 191H138L139 192V194H138V196L136 197V198H138L139 197V195H140V197L139 198H141L142 199V203H140V200L139 199H137L138 201H137V205L135 206V207H137V206H139V208L137 209V208H134L133 209V207L134 206H132V205H134L135 203V200L134 201H131V200H129L128 202H132V203H134V204H132V205H126V203H128L127 202V199L129 198V196H130V199H134V197H135V193H137ZM74 192H79V193H74ZM81 192V193H80ZM87 192H89V191H87ZM87 192L86 193H83L84 195H87ZM132 192V193H131ZM146 192V193H145ZM151 192V193H150ZM214 192H215V190H214ZM214 192L212 191V192H210V193H212V194H214ZM222 192H223V194H222ZM145 193V194H144ZM149 193V194H148ZM20 194V195H19ZM75 194V195H74ZM132 194H134V195H132ZM142 194H144V196L142 195ZM147 194L149 195V197L150 198H147L148 196H147ZM189 194H187V195H189ZM190 194V195H191ZM219 193H217V192H215V194H214V198L216 199V195H218ZM6 195V196H7ZM74 195V196H73ZM79 195V196H78ZM83 195V196H84ZM129 195V196H128ZM216 196V197H215ZM222 196H221V198H219L220 200L222 199ZM133 197V198H132ZM145 197V198H144ZM40 198H42V197H40ZM80 199V200H79ZM218 199V200H219ZM9 200V199H8ZM43 200H45L44 199V197H43ZM178 200H179V198L178 199H176L174 202V204H178V203H180V202H178ZM86 201V202H85ZM89 201V203H88V205L89 206H87V202ZM177 201V202H176ZM9 202H10V200H9ZM85 202V203H84ZM138 202L140 203L139 205H138ZM20 203H22L23 204V202H21L20 201ZM149 204V206L148 205H146V207H149V208H147V209H145L146 207H145V205L144 204ZM182 203V202H181ZM216 203V202H215ZM214 203V204H215ZM221 204H222V201L220 202ZM10 204V205H9ZM22 204H20V205H22ZM7 206H8V208H10L11 206H12V202H10V203H8L7 204ZM7 206L5 207H3V205L2 204H0V220H3V217H5L4 219H6L7 217H8V215L10 214L9 212H8V208H7ZM129 206H131L132 208L130 209V210H128V213H127V210L126 209H128V207ZM2 207H3V209H2ZM20 207V206H19ZM17 205L15 206V207H13L14 209L15 208H17V210H18V208H19ZM2 209V210H1ZM47 209H49V207H46V210ZM49 209V210H50ZM126 211H125V210ZM16 210V211H17ZM24 210V209H23ZM23 210H19L18 211V213H20V214H22L23 216H25V214L27 215V213H30V215H31V217L29 218V216L27 215V218H26V216L25 217H23L24 218V220H26V221H24L25 222V224H31L32 222H33V224H35V222H37V223H39V222H42V221H44V217L46 216V211H45V213H44V208H43V212H41V211H39L38 209L37 210H35V212H33V211H28L27 210V213H25L26 212V210H24L25 212H23ZM123 211V212H126V214L124 213V214H121L120 213V211ZM139 210V211H138ZM138 211V213L136 214V212ZM32 212V213H31ZM39 212V214H40V216L42 217H39V214L37 215V213ZM62 214V215H59V214ZM118 215H117V214ZM254 213H258L260 216H262L263 218H264V210L263 209H261V210H259L258 208H256V209H254V211H253V214ZM5 214V216H3ZM32 214L34 215V216H32ZM44 214V215H43ZM59 215V216H58ZM116 215V216H115ZM2 216V217H1ZM60 216H62V219L63 220H61V217ZM34 217V218H33ZM39 218V220H38V218ZM148 216H146V218H147ZM26 218V219H25ZM27 219H29V220H27ZM31 219H32V221H31ZM34 220V221H33ZM46 220V219H45ZM59 220V221H58ZM100 220H103V224H101L99 221ZM146 220H148V219H146ZM31 223H30V222ZM243 222L242 223H239V224H237V227L236 228H234V231H233V234L231 235V236H229L228 238H226L225 240H223V239H219L218 241H216L214 244H212V246H211V248H210V250L208 251V253H207V255H206V257L203 259V261H201V263L200 264H213V261L214 260H216V264H230L231 262H234L235 260H236V262L238 261V259L240 260L241 259V256H243V255H246L247 254V252H248V250H249V247L251 246V245H253V244H256V243H262V242H264V224L263 225H260L259 223H257V224H255L254 223V221L251 219V218H248V220H247V217H244L243 218V220H242ZM61 223V224H60ZM33 224H31V226L33 225ZM46 224V223H45ZM50 224V223H49ZM58 224H60L61 226H63V228L59 225V227H61L62 229H65V230H62L61 231V228L59 229V227H58ZM72 226V227H70V225ZM101 224V225H100ZM16 227L15 228H18L19 227V225H18V223H16ZM69 225V226H68ZM45 226V225H44ZM98 226V227H97ZM65 227H69V229L67 228V230L68 231H66V228ZM162 228H164V227H162ZM180 228L181 229H183L182 228V226H180ZM1 229V228H0ZM48 229V230H47ZM71 229V230H70ZM46 230H47V232H46ZM58 230V231H57ZM71 233H70V232ZM101 231V232H100ZM144 231V232H143ZM60 232H61V234H60ZM66 232L68 233H70V235L68 234V237H70V238H68V243H64V245H60L61 243H62V237L63 236H61V235H63L62 233H65L66 234ZM132 232V233H131ZM21 233H23V231L21 232ZM20 233V234H21ZM51 233V235L48 237V234H50ZM82 233V234H81ZM130 233V234H129ZM58 234H60L59 235V237H56V236H58ZM72 234V235H71ZM82 235V236H80V235ZM128 234V235H127ZM38 235H40L39 233H37L36 234V236H38ZM86 235V236H88V237H86L85 236V240H84V236ZM116 235H119V240H117V236ZM153 235V236H152ZM205 234H201V237H205L204 236ZM60 236H61V238H60ZM64 236H66V235H64ZM72 236V237H71ZM73 236H74V238H73ZM47 237V238H46ZM78 237V239H76ZM80 237H82V238H80ZM161 237V238H160ZM176 237V236H175ZM174 237V238H175ZM87 238H90V239H88L89 241H87ZM147 238V239H146ZM174 238H173V240H174ZM58 239H59V241H58ZM61 239V240H60ZM69 239H70V241H69ZM161 239V240H160ZM57 240V241H56ZM73 240V241H72ZM75 240V241H74ZM77 240V241H76ZM80 240V241H79ZM82 240H83V242H82ZM127 240V241H126ZM163 240V241H162ZM172 240V239H171ZM53 241L55 242V243H57L56 245H59V248H58V250L57 251H55V245H53ZM94 241V242H93ZM108 241V242H107ZM34 242V241H33ZM60 242V243H59ZM77 243V245H76V243ZM81 244H80V243ZM84 242H85V244H84ZM175 242V241H174ZM80 245H79V244ZM84 245H83V244ZM117 243V244H116ZM122 243V244H121ZM71 244V245H70ZM91 244V245H90ZM157 244V245H156ZM71 247H70V246ZM82 245V246H81ZM121 245V246H120ZM163 245V246H162ZM197 245L199 246L200 245V243L198 242L197 243ZM250 245V246H249ZM63 246V247H62ZM34 247H35V249H37V250H39V246H36V245H34ZM125 247V248H124ZM152 249H151V248ZM62 248V249H61ZM68 248V249H67ZM82 248H81V250H82ZM153 248H154V250H153ZM70 249V250H69ZM100 249V250H99ZM228 249H230V250H228ZM98 250V251H97ZM124 250V251H123ZM64 251H66V252H64ZM54 252V253H53ZM63 252H64V254H63ZM69 252V253H68ZM78 253V254H77ZM9 255H10V253H9ZM8 255V256H9ZM63 255V256H62ZM65 255V256H64ZM55 256V257H54ZM70 256V257H69ZM108 256V257H107ZM110 256V257H109ZM131 256V257H130ZM62 258H63V260H62ZM105 258V259H104ZM107 258V259H106ZM109 258H110V260H109ZM68 259H69V262H68ZM112 259V260H111ZM65 260H67L66 262H65ZM105 260H106V262H105ZM109 260V261H108ZM111 261V262H110ZM164 261V262H163ZM18 262V261H17ZM16 262V263H17ZM131 262V261H130ZM129 262V263H130ZM188 262L189 261H186V260H182V264H188ZM15 263V262H14ZM132 264H133V262H131ZM20 264H26V263H20ZM236 264H239V263H236Z\"/></svg>",
	"mask_w": 264,
	"mask_h": 264
},
{
	"label": "bare ground",
	"instance_id": "6f19581e",
	"mask_svg": "<svg viewBox=\"0 0 264 264\" xmlns=\"http://www.w3.org/2000/svg\"><path fill=\"white\" fill-rule=\"evenodd\" d=\"M10 1V0H9ZM73 1V0H72ZM77 2H78V0H76ZM114 1V0H113ZM118 1V3H120L121 1L120 0H117ZM120 1V2H119ZM130 1V0H129ZM141 1V0H140ZM143 1H149V0H142V3H144ZM156 2L158 1V0H155ZM160 1V0H159ZM158 1V2H159ZM162 1L163 0H161L160 1V3L161 4H163L162 3ZM166 1V0H165ZM168 1H170V2H175L174 4H177V0H167V3H168V5L169 6H172V5H170V4H172V3H170L169 4V2ZM184 1V0H183ZM190 1V0H189ZM203 2L202 4L204 5V1L203 0H200V2ZM205 1H208V2H206V3H208V4H210L211 2H213L214 3V0L213 1H210L209 2V0H205ZM251 1H253V0H251ZM255 2H256V0H254ZM259 1V0H258ZM1 2V1H0ZM3 2H4V0H2V2H1V4H2V6H3ZM75 2V1H74ZM73 2V3H74ZM112 2V1H111ZM110 2V3H111ZM126 1H123V3H122V5L124 4V6L127 4V2L125 3ZM133 2V1H132ZM131 2V3H132ZM137 2L140 4V2L137 0ZM136 2V6L138 7V3ZM154 1L152 0V2H145V3H147V4H149L150 6H151V4L153 5V4H155V3H153ZM181 3H180V5H184L183 3L185 2V4H186V0L184 1V2H182V0L180 1ZM193 2H197V0H195V1H192V3ZM200 2H198V6L201 4ZM254 2V3H255ZM260 2V1H259ZM263 3H264V0L262 1ZM113 3H115L116 5H118L119 6V4L118 3H116V0H115V2H113ZM129 3V2H128ZM130 3V4H131ZM134 3H135V1H134ZM151 3V4H150ZM189 4V6H188V4L186 5L187 7L186 8H188L186 11L189 13V8H190V5H191V9H190V11L192 10V9H194V8H192V7H196V6H194L195 4H197V3H195L194 5L193 4ZM200 3V4H199ZM213 3H211L210 5H212ZM219 3V2H218ZM238 3V2H237ZM263 3H260V4H262V5H264ZM10 4V2L8 3L7 2V5H6V3H5V5H6V8H7V6ZM157 4V3H156ZM156 4L154 5V6H156ZM160 4V5H161ZM164 4H166V3H164ZM164 4H163V6H164ZM173 4V6H177L178 7V9L180 8V5H178L179 4V2H178V4L177 5H174ZM201 4V5H202ZM208 4H206V5H208ZM5 5H4V7H5ZM111 4H109L108 5V7L110 6ZM114 5V4H113ZM121 5V4H120ZM134 4H132V6H133ZM140 5H142V4H140ZM158 5H159V3H158ZM208 6L210 9H213V6L214 5H212V7L211 6ZM221 5H222V2H221ZM224 5V4H223ZM115 6V5H114ZM118 6H115V8L116 7H118ZM124 6H122V7H124ZM127 6H129V4L128 5H126V10H128V7ZM135 6V5H134ZM136 6L134 7L135 9H136ZM154 6H152V7H154ZM162 6V8L164 9V7ZM166 6L167 5H165V8H166ZM169 6L167 7V10L170 12L171 11V8H173V7H171V8H169ZM185 6V5H184ZM184 6L182 7V9L184 8ZM198 6H197V8H198ZM229 5H227L226 7L229 9V7H228ZM57 7V6H56ZM111 7V6H110ZM107 8V9H110L111 10V8ZM121 7V6H120ZM120 7H118V9L120 8ZM139 7H141L140 9H142V11L144 10L143 8H142V6H139ZM143 7H144V5H143ZM145 7H147V12H151V11H148V5L146 6L145 5ZM158 7V6H157ZM160 7V10H158L159 12L160 11H162V13H163V11L165 10H161L162 8H161V6H159ZM201 8V10H205L204 8H203V6H200ZM219 7V6H218ZM217 7V8H218ZM224 7V6H223ZM3 8V7H2ZM51 8V7H50ZM151 8V7H150ZM170 10H169V9ZM186 8H184V9H186ZM196 8V9H197ZM203 8V9H202ZM206 8V7H205ZM209 8H207V9H209ZM216 8V7H215ZM214 8V9H215ZM220 8H222V7H220ZM220 8H218V9H220ZM55 9H57V8H55ZM117 9V8H116ZM125 9V8H124ZM124 9H122L121 11L123 12V14H124ZM129 9H130V7H129ZM135 9H131L130 11H133V10H135ZM140 9L138 10V12L140 11ZM154 10H155V8H153ZM173 9H176V8H173ZM181 9V8H180ZM200 9H198L199 10V12L201 11ZM223 9V8H222ZM220 10V12H218L217 10V14H218V16H219V13H221L223 10ZM106 10V9H105ZM115 10V9H114ZM150 10V9H149ZM166 10V11H167ZM177 10V9H176ZM195 10V9H194ZM194 10H192V11H194ZM198 10H197V12H196V10H195V12L197 13H195L194 15L195 16H197V18H199V19H201V20H199V21H201V22H199L200 23V28L198 27V24H196V21H195V24H194V22H193V25H192V22L190 23V20H191V17L193 16V15H191L190 13H192V12H190L189 14L185 11V10H182V12L183 13H181V11H180V16H178V18H173V16L175 17V15H174V12H173V10H172V12H173V14L172 13H169V12H166V14H162L163 15V21L164 20H166L164 23L165 24H162L163 23V21H161V23H160V21L159 22H156L157 24H162V26H160V25H158L159 27H157L156 26V24H155V26L156 27H153V25H152V23H155V22H150L151 23V27L152 28H154V31L155 30H157L156 32H157V34H155L154 32H152L154 35H156V36H158V37H155L154 35H152V36H154V37H149V38H147L146 40H145V38L146 37H148L147 35H151V33H149L148 31H149V27H148V29H147V25L145 24L146 23V20H145V18L143 17L142 18V16H141V18L142 19H144L145 20V23H144V21H143V23L146 25L145 27H143V28H145V30H146V32L148 33V34H145L144 32H145V30L143 31L142 29H140V35L139 34H137L138 36H136V34L134 35V41H133V37L132 38H129V40H131L130 42L128 41V42H126V44L124 45V44H121L120 42H122V40H125V38H128L127 37V35H125L124 37H122V38H124V39H122L121 40V37H120V35H119V31L121 30V28H119V31H118V33H116V34H118L119 36V38H116V40H112L111 39V36H110V33L111 32H109L110 30H107L108 32H107V34L110 36V39L113 41H110V39L108 38V36H107V38L109 39L108 41L110 42V46L107 48V44H106V47L105 46H103V49H104V47H105V51L104 50H102V48H101V50L103 51V53L105 52V55H103V56H101L100 55V50L98 51V53H99V55L101 56H99L98 54H97V52L95 51V49L96 50H98L97 48H95L94 47V45H93V47H94V49H93V51H90L91 53L92 52H95L94 54H96V56L98 55V57L99 58H101V61H103L102 63H99L98 65H99V67H98V70L97 71H88L87 72V74L86 75H84L85 73H83V71H84V69H86L85 71H87V69H88V56H87V58L86 57H84L83 58V56H82V52L80 53L79 51H81L82 50V48H83V50H85L84 49V47H82V46H80L81 44H77V46L79 47L78 49H79V51L77 50V49H75L76 50V52L78 51V53L79 54H81V58L83 59H81L82 60V62H80V59H79V62H76V61H78V59L76 60H74V58H72V57H74L75 56V54H76V52H75V54H71L70 53V55H72V57L70 58V57H68L67 59H64L65 58V56H64V58L62 57L63 55L62 54H60V52H59V50L57 49V50H54V51H52L51 50V53L49 54V59H50V61L49 60H45V58L46 57H44V59H43V57L42 56H45V55H41V53H39V56L41 55V57H39V59L41 58V59H43V60H45V61H43V65L45 64L46 66H44V68L46 67V70L44 71V68H42L43 69V71H40V72H43L42 74H36L35 72L36 71H38V70H36L35 71V68H34V66L36 65L37 66V64L34 62V58H35V56L33 57V63H34V66H33V63H31L30 65H29V67H27V70H28V68H29V75H24V74H21L20 76H19V78H21V79H19V81H21V82H24L25 84L26 83H28V84H26L25 86H27V85H29V83H34V84H37V85H42L43 87H45L47 90L46 91H48V88H49V86L51 87V89H52V92L49 94L48 92L50 91H48V92H46V94H44L43 93V91H41V94H44V98L46 99V100H48V102H50L51 104H48V105H50L48 108L49 109H52V110H49V111H47V112H49V114H52V112H54L53 113V115L52 116H49L48 118H44L45 120H43L42 118H40V119H38V121H37V119H35L37 122H35L34 121V119H33V116H32V119H33V122L34 123H29V119H30V115L31 114H33L34 112L33 111H30V109L32 110L33 108H37L35 105V107H27L28 106V104H26V106H24L23 108H25V107H27V109H29V111H30V113H28L29 111H26L27 112V114H29V115H27L28 117H29V119L27 118L26 119V117L24 118V117H22L23 119H26V120H24V121H28L26 124L24 123H22L21 125L23 126V125H27V124H29L30 125V128H31V130L35 127H37L38 128V130H37V135H33V137H36L37 136V138H35V141L37 140V143H38V147L40 146L39 145V143H41L42 145V147H45V148H47L48 146H51L53 143L52 142H56L55 140H54V137H57L58 139H59V136L63 139V141L65 140V142H63V145H64V148H66L65 150H66V156H65V161H67L68 160V158L70 157V156H76L77 158H78V163H80V165L81 166H83L82 168H83V170H85V171H83L84 173L86 172V174L88 175L89 174V172L90 173H95V176H93V174H92V176H90V175H88V178H89V176L91 177V178H96V183L98 182V184H99V182L101 181V179H102V177H103V175L105 174L104 173V171L105 170H107L108 168H106V165H109V166H111L112 168L111 169H109V171L110 170H112L113 168V171L114 170H116L117 169V171L120 169V168H124V163H125V161H126V156H127V152H128V154L130 153V148L132 147V145H137V150L139 149L140 150V152H139V154H141V155H144V154H142L143 152L144 153H146L147 154V156H148V154H150V153H152V151L151 150H153V148L156 146V144H157V142L155 143V141H157V140H155V141H148V139H147V137H149V135H150V140H154V139H151V134H152V132H151V130L149 131V135H145V133H146V130L147 129H151V128H153V133L155 132L154 130L155 129H161V131H160V133L162 132V128L164 129L165 128V126H164V124L169 120L167 117V115H170V114H167L166 116V119H165V123H163L162 124V122L163 121H161V120H164V119H162V118H160V117H162V115L164 114H162L161 116H160V114H158L159 113V111H160V109L161 110H163L164 109V106H166V108H167V106H169V107H177V105H179L178 103H181V105H179L178 106V108H181L182 107V113H183V117L185 118L183 121L185 122V124H187V122L189 121V123H191L192 122V120L194 119H192V116H190V111H192L193 112V114H196L195 112L196 111H194L195 109L193 108V107H191V106H189L190 104H189V102H188V99H186V97L184 96L185 95V93H183L182 92V94H180V92L178 91V88H177V85L178 84H180L181 86H183L184 87V89H186V83H189V82H196L198 79L196 78V76L199 74V76H200V74H202V73H200L201 72V69H200V71H196L195 70V66H197V64L198 65H200L197 61H196V59L199 61V58H202V57H198V58H195V53H196V48H195V46H198V42H199V40H201L198 36V38L197 37H195L196 35H197V32H195V34H194V31H196L195 30V28H194V26H196L197 25V29H200V33H198L201 37H202V35L204 36H206V35H209L210 34V36L211 35H215V32H216V30H215V28H214V33L213 34H211V33H207V31H208V26L210 25H212V27L213 26H215V25H213L212 23H210L209 24V21H208V17L209 16H207V13H208V15H209V10L206 12V10L204 11L206 14H204V12L202 11V13L200 12L199 14H198ZM232 10V9H231ZM53 11V10H52ZM51 11V12H52ZM60 11V10H59ZM100 11H102V10H99V12ZM109 11V10H108ZM101 12V13H104L103 14V16H105V13H106V16H105V18L106 17H108V15H110L109 13H110V11L109 12ZM119 11H120V9H119ZM119 11H115V12H119ZM129 11V10H128ZM178 11V10H177ZM176 11V12H177ZM179 11L177 12V13H179ZM228 11V10H227ZM241 11V10H240ZM97 12V11H96ZM112 12V11H111ZM122 12H121V14H122ZM141 12V11H140ZM139 12V13H140ZM185 12V13H184ZM210 12H212V10H210ZM213 12H214V10H213ZM212 12V13H213ZM232 12H233V10H232ZM127 13V12H126ZM135 13V12H134ZM133 13V14H134ZM142 13H145V16L147 17L148 15H149V13H148V15H146V11L145 12H142ZM141 13V15H143L144 16V14H142ZM153 13V12H152ZM155 13H156V11H155ZM161 13V12H160ZM170 14V16H169V14ZM194 13V12H193ZM211 13V14H212ZM229 13H231V12H229ZM238 13V12H237ZM244 13V12H243ZM108 14V15H107ZM113 14V12L111 13V15ZM121 14H119V15H121ZM127 14H130V12L129 13H127ZM125 15L124 14V16H127V17H131V16H128V15ZM132 14V15H133ZM210 14V15H211ZM213 14H215V15H217L216 14V12L215 13H213ZM226 14V13H225ZM232 14V13H231ZM231 14H230V16H231ZM234 14H235V11H234ZM239 15L241 14V13H238ZM57 14H55V16H56ZM61 14H59V16H60ZM63 16H64V14H62ZM99 15V14H98ZM110 15V16H111ZM117 15V17H119L118 16V13L116 14ZM136 15H138V17H140V15L139 14H137V11H136ZM161 15V16H162ZM172 15V16H171ZM189 15H191V16H189ZM206 15V16H205ZM221 15H223V13H221ZM220 15V16H221ZM228 15V14H227ZM245 15V14H244ZM114 16V15H113ZM113 16H111V17H113ZM152 15L150 14V18H152L151 17ZM156 16H158V14L156 15ZM169 16V17H168ZM214 16V15H213ZM213 16H211L210 18H211V21L213 20L212 19V17ZM218 16H214L216 19H217V17ZM235 16H238V15H236L235 14ZM57 17H58V15H57ZM62 16H60V18H61ZM99 18L101 17V16H98ZM132 17H134V16H132ZM137 16H135V18H136ZM153 17L154 18H156L157 19V17H155V14L153 13ZM207 17V18H206ZM213 17V18H214ZM224 17V16H223ZM228 17V16H227ZM243 17V16H242ZM54 18H56V17H54ZM53 18V19H54ZM59 18V19H60ZM67 18V17H66ZM66 18H64L63 20H65ZM82 19L83 18H85L84 16L83 17H81ZM102 18H104V17H102ZM115 18V17H114ZM114 18L113 19H111L110 17H109V19H111L112 21L114 20ZM119 18H122V17H119ZM124 18H126V17H124ZM129 18H127V20H125V21H129ZM148 18V17H147ZM158 18H160V17H158ZM162 18V17H161ZM194 18V17H193ZM192 18V20L191 21H194L195 19H193ZM196 18V17H195ZM219 18V17H218ZM225 18H226V15H225ZM244 18V17H243ZM11 20H13L12 18H10ZM10 19H8V18H6V21L7 20H10ZM88 19V18H87ZM107 19V18H106ZM105 19V20H106ZM117 19V18H116ZM137 19H139V18H137ZM136 19V20H137ZM156 19H151V20H156ZM216 19H214V21L216 20ZM224 19V18H223ZM51 20V19H50ZM54 20H57V18L56 19H54ZM62 19H60L59 21L60 22H62L61 24H64L63 23V21H61ZM77 20V19H76ZM103 20V19H102ZM100 20L101 22H103L104 21V26H103V23H102V26L100 25V24H98V25H100L102 28L103 27H105L106 26V24H108L109 26H106V27H109L110 28V26L111 25H113V24H116V22H115V20L112 22L113 24H109V22L106 20V22L107 23H105V20ZM134 20V18L132 19V21ZM148 20V19H147ZM150 20V19H149ZM225 20V19H224ZM53 21V20H52ZM52 21H50V24H51V22ZM58 21V24L60 25V22ZM66 21V20H65ZM83 21L84 22H82V23H86L85 21V19H83ZM124 21V19H122V22ZM131 21V20H130ZM131 21V22H132ZM142 21V20H141ZM158 21V20H157ZM210 21V22H211ZM8 22V21H7ZM10 22V21H9ZM8 22V23H9ZM57 22V21H56ZM56 22H54V24L56 23ZM67 22H68V20H67ZM69 22H73V21H69ZM68 22V23H69ZM79 22H81V21H79ZM121 22V21H120ZM121 22V23H122ZM137 22H138V20H137ZM215 22H217V21H215ZM218 22H220V20L218 19ZM222 22V21H221ZM224 22V21H223ZM222 22V23H223ZM262 22V21H261ZM11 23H13V22H11ZM66 23V22H65ZM67 23V24H68ZM74 23H76V21H74ZM74 23H72V24H70V26L71 27H73L74 28V26H72ZM111 23V22H110ZM118 23H119V20H118ZM126 23V22H125ZM125 23H123V24H125ZM230 23H232V22H230ZM239 23H241L240 21H239ZM10 24V23H9ZM14 24V23H13ZM13 24H10V25H8V26H12ZM49 24V23H48ZM47 24V25H48ZM53 24V25H54ZM57 24V25H58ZM76 24H78V22L76 23ZM81 24V23H80ZM79 24V25H80ZM87 24H89V21H87V23L85 24V25H87ZM128 24H130V22L128 23ZM127 24V25H128ZM137 24H139V25H141L140 24V22H138ZM149 24V23H148ZM224 24V23H223ZM223 24H221V27H222V25ZM227 24V23H226ZM229 24V23H228ZM232 24H234V23H232ZM261 24H263V23H261ZM45 25H46V23H45ZM44 25V26H45ZM52 25V26H53ZM84 25V26H85ZM132 25V24H131ZM130 25V26H131ZM134 25H135V23H134ZM134 25H132V28L134 27ZM150 25V24H149ZM218 25V24H217ZM220 25V24H219ZM225 25V24H224ZM242 25H244V24H242ZM246 25H248V24H246ZM50 26V25H49ZM50 26V29H52V31H53V28H55L56 26ZM67 25L66 24H64V28L66 27ZM76 26H78V25H76ZM83 26V27H84ZM88 27L90 26V28L89 29H91L92 27V24H90V25H87ZM86 26V27H87ZM120 26V24L117 26V27H119ZM123 26H125V25H123ZM239 26V25H238ZM249 26H250V24H249ZM80 27H82V24L80 25ZM98 28L97 29H99V30H96V31H100L101 30V28H99V26H97ZM105 27V28H106ZM113 28H114V25L112 26ZM111 27V28H112ZM116 27V26H115ZM116 27V28H117ZM128 27V26H127ZM141 27V26H140ZM139 27V28H140ZM150 27V28H151ZM210 28L211 29V31L213 30V28ZM220 27V26H219ZM225 27V26H224ZM244 27H246L245 25L243 26V28ZM12 28V27H11ZM14 28V27H13ZM48 28V27H47ZM78 28H79V26H78ZM105 28H103V29H105ZM108 28V29H109ZM125 28V27H124ZM135 28V27H134ZM138 27L135 29L136 31H137V29H139ZM151 28V29H152ZM156 28V29H155ZM158 28V29H157ZM226 28V27H225ZM229 28H235V27H228V29L226 30V31H230V32H232V30L231 29H229ZM238 28H240V31L241 30H245V29H243L242 28V26H240V27H238ZM242 28V29H241ZM251 28V27H250ZM56 29V28H55ZM54 29V30H55ZM66 29H67V27H66ZM75 29V28H74ZM77 29V28H76ZM84 29V28H83ZM87 29L88 28H86V31H87ZM103 29L101 30L102 31V35H101V37L100 36H98L99 38H103L104 36H105V38H106V35L107 34H104V36H103V33L105 32V30L103 31ZM115 29V28H114ZM127 29V28H126ZM126 29H124V30H126ZM150 29V30H151ZM216 29H220V30H223L224 28L222 27V28H216ZM44 31H45V33H44V35L47 33V32H49V31H51V30H49V28L47 29V31L45 30V29H43ZM49 30V31H48ZM69 30H71V29H69V25H68V31ZM123 30V29H122ZM122 30H121V32H122ZM129 30H130V28H128V31L127 32H129ZM132 30H134V29H132ZM131 30V31H132ZM247 30V29H246ZM52 31H51V33H52ZM72 31V32H71ZM70 32L72 33V34H75L74 35V37L76 36V33L79 31H76L75 33H74V30H71ZM84 31H85V29H84ZM84 31L83 32H81V31H79V33H84ZM90 31V30H89ZM92 31H94V29H92L91 30V34H93L94 35V37H97V36H95L96 35V32L94 31V33H92ZM100 31V32H101ZM115 31V30H114ZM152 31V30H151ZM198 31V30H197ZM210 31V30H209ZM210 31V32H211ZM236 32H237V27H236V30H235ZM239 31V30H238ZM65 32V31H64ZM98 33L97 32V34H101V33ZM116 32H117V30H116ZM126 31H124V33H125ZM133 32V31H132ZM217 32H218V30H217ZM216 32V33H217ZM243 32H245L246 33V31H243ZM242 32V33H243ZM51 33H49V34H51ZM54 33V32H53ZM66 33V32H65ZM78 33V34H79ZM86 34H87V32H85ZM112 33H113V29H112ZM124 33H122L123 35H124ZM48 34V33H47ZM88 34H89V32H88ZM91 34H89V38H90V36L92 37L93 35H91ZM115 34V33H114ZM116 34H115V37H117L116 36ZM218 34H219V32H218ZM223 34V33H222ZM228 34V33H227ZM233 34H234V36H233ZM233 34H232V37L234 38L235 37V34L236 33H234V29H233ZM239 34V33H238ZM237 34V35H238ZM240 34H241V32H240ZM239 34V35H240ZM247 34V33H246ZM52 35H54V34H51V35H49L48 37H50L51 39H53V38H55V35L53 36V38L51 37ZM80 35V34H79ZM83 35V34H82ZM85 35V34H84ZM83 35V36H84ZM113 37H114V35L113 34H111ZM149 35V36H150ZM191 35L192 36H194V37H191ZM217 35V34H216ZM225 35V33L222 35V36H224ZM231 35V33L229 34V36ZM241 35H243V34H241ZM45 36H47V35H45ZM83 36L81 37L80 36V38L82 39L83 38ZM122 36V35H121ZM132 35L130 34V37H131ZM142 36H146L145 38H143ZM205 36H204V38H205ZM218 36V35H217ZM221 36V35H220ZM221 36V37H222ZM227 36V35H226ZM228 36V37H229ZM65 37H70V36H65ZM64 37V38H65ZM86 37H88L87 35H86ZM112 37V38H113ZM115 37H114V39H115ZM140 37H141V40H140ZM207 37V36H206ZM216 37V36H215ZM220 37V38H221ZM243 37V36H242ZM241 37V38H242ZM245 37V36H244ZM47 38V37H46ZM98 38V39H99ZM151 38V39H150ZM155 38H157L158 40L156 41L157 42V44H159L160 42V44H159V46H157L156 47V45L157 44H155V43H153L154 41H155ZM211 38V37H210ZM223 38V37H222ZM231 38V37H230ZM236 38V37H235ZM234 38V39H235ZM45 39V38H44ZM51 39H47V42H48V45H49V40H51ZM66 39V38H65ZM97 38H96V40H98ZM118 39H120V42H117L118 41ZM152 39H154V41L152 40ZM188 39H190V41L188 40ZM199 39V40H198ZM207 40H208V38H206ZM212 39V38H211ZM211 39H210V41H211ZM219 39V38H218ZM238 39H240V38H238ZM246 38H244V40H245ZM54 40V39H53ZM55 40H57V38H55ZM83 41H85L86 39H82ZM81 40V41H82ZM87 40H88V38H87ZM89 40H91V39H89ZM128 40V39H127ZM171 42H170V41ZM198 40V41H197ZM213 40V39H212ZM223 40V39H222ZM243 40V41H244ZM52 41V40H51ZM58 41V40H57ZM57 41H53V42H57ZM93 41H94V38H93ZM193 41V43H190V42H192ZM202 41H205V39L204 40H202ZM202 41H200V43L202 42ZM214 41V40H213ZM221 41V40H220ZM243 41H242V43H243ZM41 42H45V41H41ZM47 42L45 43V44H47ZM91 42H92V40H91ZM90 42V43H91ZM106 42H107V40H106ZM118 43L120 46H118L117 44H115V43ZM159 42V43H158ZM168 42H170V43H172V46L169 44V45H167L168 44ZM195 42V43H194ZM209 42V41H208ZM37 43V42H36ZM36 43H34L35 44V46L36 45H38V44H36ZM50 43H52V42H50ZM60 43V42H59ZM59 43H58V45H59ZM85 43V42H84ZM87 43V42H86ZM92 43H94V42H92ZM97 43V42H96ZM111 43H113V45H111ZM125 43V42H124ZM200 43H199V46H200ZM212 43V42H211ZM217 42H213V44H216ZM25 44V43H24ZM29 44V47H30V44L31 43H28ZM82 44H83V42H82ZM88 44H89V42H88ZM98 45H100L99 43H97ZM163 44V45H162ZM192 44L194 45L193 47H192ZM209 44V43H208ZM220 44V43H219ZM219 44H217V46L215 47V45H213V47L215 48H213L214 50H216L218 47H220V46H218ZM23 45V44H22ZM27 45V44H26ZM39 45H42V44H39ZM51 45V44H50ZM162 45V46H161ZM20 46V45H19ZM55 46H56V44H55ZM77 46H76V48H77ZM90 47L92 46V44H90L89 45ZM210 46H212L211 44H210ZM22 47V46H21ZM42 47V46H41ZM59 47V46H58ZM87 47V46H86ZM239 47V46H238ZM246 47H247V40H246ZM23 48H24V45H23ZM26 49H27V47H25ZM34 47L32 46V48H31V50L33 49ZM55 48H57V47H55ZM202 49H203V47H201ZM11 49V48H10ZM43 49H45V46H43ZM88 49V48H87ZM90 49V48H89ZM91 49H92V47H91ZM213 49H212V51H213ZM219 49H221V47L219 48ZM240 49V48H239ZM244 49V48H243ZM22 50V49H21ZM30 50V52L32 53V51ZM35 50V49H34ZM74 50V51H75ZM82 50V51H83ZM182 50V52H183V54L180 52ZM184 50H185V53H184ZM200 50V49H199ZM229 50V49H228ZM228 50L226 51V53H228ZM232 50V52L235 50H233L232 48H230V50H229V52ZM237 50V52H238V48L236 49ZM235 50V51H236ZM252 50V49H251ZM23 51V50H22ZM26 51V50H25ZM61 51V50H60ZM74 51H73V53H74ZM86 51V50H85ZM85 51H83V52H85ZM89 50H87V54L89 53L88 52ZM186 51H188V53H186ZM219 51V50H218ZM235 51L233 52L234 54H235ZM246 51H247V48H246ZM245 51V52H246ZM260 51H262L261 49H260ZM260 51H259V54L262 56V54L260 53ZM264 51V50H263ZM35 52V54H36V51H34ZM33 52V53H34ZM236 52V53H237ZM243 52V51H242ZM252 52V51H251ZM258 52V51H257ZM254 53V54H258V53ZM8 53H9V51H8ZM26 52H23V54H25ZM32 53V54H33ZM62 53V52H61ZM102 53V54H103ZM231 53V52H230ZM247 53V52H246ZM246 53H244V55L246 54ZM263 53V52H262ZM10 54V53H9ZM18 54V53H17ZM31 54V55H32ZM84 55H85V53H83ZM90 54V53H89ZM94 54H91V55H89V56H92V55H94ZM182 54V55H181ZM188 54V55H187ZM234 54H227V55H229V56H232V55H234ZM249 54V53H248ZM254 54L252 53V55H253V57H254ZM258 54V57L260 56ZM8 55V54H7ZM20 55V54H19ZM62 55V56H61ZM203 55V54H202ZM213 55H216L215 56V58L217 59L218 57L219 58H221V55L222 54H220V56L218 55L217 56V54H213ZM243 54H241V55H239V53H238V57L239 56H242L241 58L243 59V56H244ZM264 55V54H263ZM14 56V55H13ZM17 56V55H16ZM15 56V57H16ZM21 56H23V55H21ZM20 56V57H21ZM30 56V55H29ZM77 57H78V55H76ZM86 56V55H85ZM199 56H201V55H199ZM234 56H236V54L234 55ZM247 57L249 56V55H246ZM2 57V56H1ZM20 57H19V59H20ZM36 57H38V55L36 54ZM93 57V56H92ZM97 57V58H98ZM247 57H244L245 59L247 58ZM250 57V56H249ZM248 57V58H249ZM258 57H254V58H258ZM263 57V56H262ZM3 58V57H2ZM30 58H32L31 56H30ZM79 58V57H78ZM91 58V57H90ZM95 57H93L92 59L94 60V61H96L95 63L97 64L98 63V60L99 59H97V60H95L94 59ZM231 58V57H230ZM232 58L234 59V57L232 56ZM231 58V59H232ZM236 58V57H235ZM247 58V59H248ZM261 58V57H260ZM260 58H258V60L256 59V61L254 62V64L256 63L257 64V61L259 62V59ZM206 59H209V58H206ZM232 59V60H233ZM238 59V58H237ZM250 59V58H249ZM1 60V59H0ZM3 60V59H2ZM64 60H66V62H67V60H69V62L71 63L69 66V71L72 73V74H74V75H76L75 76V78L74 79H71L70 78V76H69V71H67V69L65 68V65H64ZM90 60V59H89ZM228 60H230V59H228ZM228 60H227V62H228ZM235 60V59H234ZM233 60V62L235 63L236 61H234ZM252 60H253V58H252ZM17 61H18V58H17ZM20 61H21V59H20ZM20 61H18V63L20 62ZM92 61V60H91ZM93 61V62H94ZM203 58L200 60V63L202 62V64H203ZM206 61V60H205ZM208 61V60H207ZM206 61V62H207ZM225 61V60H224ZM231 61V60H230ZM229 61V62H230ZM237 61H239V60H237ZM244 61V60H243ZM242 61V63H244ZM247 61V63H248V60H246ZM251 61V60H250ZM4 62V61H3ZM2 61L0 62L1 64L3 63ZM38 62H40V60H38L37 61V63ZM45 62V63H44ZM69 62H67V63H69ZM209 62V61H208ZM216 62V61H215ZM223 62V61H222ZM222 62H218L217 63V65L215 66L216 67V69L215 70H217V71H215V73H213V74H215V76H216V72H218V74L220 75V73L221 72H223V71H227V75H229L230 73H228L229 72V70H231L230 68H229V70L227 69V70H223V65H222ZM253 61H251L250 63H252ZM18 63L15 65V70H18V69H16V66H18ZM90 63V62H89ZM214 63V62H213ZM231 63H232V61H231ZM250 63H248V64H250ZM1 64H0V66H1ZM40 64V63H39ZM50 64V65H49ZM94 64V63H93ZM201 64V65H202ZM230 64V63H229ZM228 64V65H229ZM240 64H241V62L240 63H237L236 62V64L235 65H231L232 67L233 66H236V65H239V67L238 68H242L243 67V65L242 66H240ZM19 65H20V63H19ZM22 65V64H21ZM20 65V66H21ZM25 65H27V64H25ZM24 65V67H26ZM48 65V66H47ZM95 65V64H94ZM94 65H92V63L89 65V66H91V68H92V66H94ZM206 65H207V63H206ZM252 65H253V63H252ZM252 65H249V66H251V67H253V69L251 70L250 68H248V66H247V69H244L243 71H247L248 69H250L249 70V72L251 71H253V70H255V71H253L252 72V74H250V73H248V74H250L251 76L250 77H252V75H254L253 76V78H256L257 79V81H258V78L259 77H261V82L263 81V83H264V73H263V71H264V59H263V62H262V59H260V62L258 63V65H257V67H256V65H254V66H252ZM3 66V65H2ZM14 66V65H13ZM19 66V67H20ZM246 66V64L244 65V68H246L245 67ZM38 67V66H37ZM36 67V68H37ZM211 67H212V65H211ZM210 67V68H211ZM254 67H255V69H254ZM13 67L11 66V68L10 69H12ZM18 68V67H17ZM96 68V67H95ZM198 68V67H197ZM200 68V67H199ZM201 68H203V67H201ZM208 68H209V64H208ZM224 68H225V66H224ZM236 68H237V66H236ZM236 68H235V71H237V73H239V74H241V71H238V70H236ZM21 69H22V71L24 70V69H26V68H24L23 69V65H22V67H21ZM97 69V68H96ZM243 69V68H242ZM13 70V69H12ZM95 70V69H94ZM199 70V69H198ZM241 70V69H240ZM4 71V70H3ZM14 71V70H13ZM21 71V72H22ZM25 71V70H24ZM197 73H196V72ZM203 71V70H202ZM0 72H1V70H0ZM20 72V71H19ZM26 72V71H25ZM28 72V71H27ZM26 72V73H27ZM69 72V73H68ZM248 72V71H247ZM15 73H16V71H15ZM76 73V74H75ZM231 73H234L233 71H231ZM236 73V74H237ZM9 74V73H8ZM223 74V73H222ZM221 74V75H222ZM239 74H237V77L238 76H241V75H239ZM242 74H244V73H242ZM261 76H260V75ZM3 75V73L1 74L0 73V76H2ZM233 75V74H232ZM231 75V76H232ZM245 76L247 75V73L245 72V74H244ZM259 75V76H258ZM199 76H197L198 78H199ZM214 76V75H213ZM214 76V77H215ZM218 76V75H217ZM217 76H216V78H217ZM225 76V75H224ZM236 76V75H235ZM72 77V76H71ZM236 77V79L237 80H239L238 78ZM244 76L242 75V78H243ZM247 77V76H246ZM245 77V78H246ZM248 77H249V75H248ZM14 78H16V77H14ZM253 78H251V80L253 79ZM12 79V78H11ZM17 79V80H18ZM196 79V81H194ZM233 79V78H232ZM231 79V84H232V80ZM235 79V80H236ZM247 79V80H246ZM246 79H244V80H246V81H248L247 83H252L253 84V82H255L254 81V79H253V82H250L251 80H248V79H250V78H246ZM2 80H3V82H4V79L2 78ZM237 80H236V82H237ZM0 81H1V78H0ZM9 80H6V82H8ZM15 81V80H14ZM241 81V80H240ZM257 81H256V88H254L255 87V85H254V89L256 90L258 87L261 89V87L263 86L264 87V84L262 85V83L261 82H258V85H257ZM259 81H260V78H259ZM10 82H11V80H10ZM10 82H8L10 85H13L12 83H10ZM198 82V81H197ZM236 82H234V83H236ZM239 82V81H238ZM1 83H2V81H1ZM259 83L261 84V87H260V85H259ZM3 85H5L4 83H2ZM241 84L242 85H244L245 83H242L241 82ZM14 85H16V84H14ZM247 85H249V84H247ZM252 85V86H253ZM6 86H8L7 84L5 85V87ZM30 86V85H29ZM28 86V87H29ZM236 86V85H235ZM258 86V87H257ZM14 87V86H13ZM19 87V86H18ZM31 87V86H30ZM41 87V86H40ZM231 87H232V85H231ZM242 88V89H246L247 90V88H245V87H248V86H246V84L244 85V86H240V84L238 85V87H236V88ZM244 87V88H243ZM1 88V87H0ZM12 88V87H11ZM25 88V87H24ZM35 88V87H34ZM45 88H42V89H45ZM187 88H189L188 86H187ZM233 88V87H232ZM251 88V87H250ZM249 88V89H250ZM253 88H251V89H253ZM4 88H2L1 89V91L3 90ZM30 89V88H29ZM235 89V88H234ZM233 89V90H234ZM242 89L240 90H238V91H240V92H242V94L244 95L245 93H243L244 92V90L242 91ZM260 89H257V91H255V93L256 92H259V93H262V95L260 94V95H258L259 93H256V95H258V96H262V98H260V97H256L259 101L262 99V105H260V103L258 104V100H257V104H258V107H259V105H260V109L262 108L263 109V120H264V88H262V92H260L259 90ZM36 90V89H35ZM38 90H41L40 88L38 89ZM32 91V90H31ZM45 91V90H44ZM236 91H237V89H236ZM237 91V92H238ZM4 92V91H3ZM2 92V93H3ZM12 92V91H11ZM16 92V91H15ZM18 92V91H17ZM16 92V93H17ZM185 92H187V90L185 91ZM232 92V91H231ZM1 93V94H2ZM22 96H24L23 94H22V92L20 91L19 92ZM39 93V92H38ZM254 93V94H255ZM5 94V93H4ZM7 94V93H6ZM8 94H9V91H8ZM7 94V95H8ZM18 94V93H17ZM19 94V95H20ZM28 94H30V93H28ZM32 94V93H31ZM33 94H35V93H33ZM241 94V93H240ZM240 94H238L237 93V95H239L240 96ZM252 94V93H251ZM250 94V90H249V94H248V99H250V96L249 95H251ZM19 95H18V97H19ZM20 95V97H19V99L22 97ZM38 95V94H37ZM46 95V96H45ZM236 95V96H237ZM243 95H242V97H243ZM3 96H5V95H3ZM15 96V95H14ZM26 96V95H25ZM41 96V98H42V102L44 101L43 100V97ZM239 96H237V98L239 99V102H241V100L242 99H240L239 98ZM245 96H246V94H245ZM244 96V97H245ZM253 96V95H252ZM7 97H9V96H7ZM27 97L28 98H30V96H28L27 95ZM33 97V96H32ZM37 97V96H36ZM216 97V96H215ZM220 97L221 96H219V98H217V99H220ZM233 97V96H232ZM241 97V96H240ZM243 97V98H244ZM254 97H255V95H254ZM10 98L12 99V97L10 96ZM25 98V97H24ZM28 98H26V100L28 99ZM35 98V97H34ZM33 98V99H34ZM222 98V97H221ZM231 98V97H230ZM230 98L228 99L229 101H227V105H226V103L223 101V109H224V106H225V109L226 108H228L229 106L231 107V106H233L234 107V105H236V103L234 104L233 103V105L231 104V105H229L228 104V102L229 103H231L232 101L233 102H235L234 101V98H231L232 99V101L230 100ZM1 99H3V97H1ZM1 99H0V104L2 103L1 102ZM16 100V102L18 101V104H20L21 103V101L22 100ZM33 99H31V102H32V100ZM238 99H236V101L238 100ZM253 99V98H252ZM252 99H251V101H252ZM255 99V98H254ZM253 99V100H254ZM8 100V99H7ZM12 100H14V99H12ZM25 100V99H24ZM23 100V101H24ZM216 100V99H215ZM244 100V99H243ZM256 100V99H255ZM254 100V101H255ZM3 101V100H2ZM4 101H6V100H4ZM19 101H20V103H19ZM30 104H32L31 102H30V99L29 100H27ZM200 101V102H199ZM220 102L221 103V100H217L216 102ZM11 102V101H10ZM15 102V101H14ZM25 102V101H24ZM36 102L38 103V100H36ZM41 102V103H42ZM48 102H46V103H48ZM195 102V101H194ZM198 102L201 104V106H203V102H204V100H203V102H201V99L200 100H198ZM215 102V101H214ZM218 102V103H219ZM238 102V101H237ZM246 102H248V101H245V103ZM250 102V101H249ZM11 103H13V102H11ZM10 103V104H11ZM26 103V102H25ZM34 103H35V100H34ZM198 103V104H199ZM219 103V104H220ZM243 103V102H242ZM241 103V104H242ZM244 103V104H245ZM250 103H253L252 105H254L255 106V103L256 102H250ZM3 104H5V103H3ZM2 104V105H3ZM21 104H24L23 102L21 103ZM20 104V105H21ZM36 104V103H35ZM45 104V103H44ZM200 104H199V106H200ZM212 104H213V102H212ZM257 104H256V107H257ZM12 105V107H13V104H11ZM16 105V104H15ZM14 105V106H15ZM47 105V106H48ZM195 105H197V102H196V104ZM195 105H194V107H195ZM205 105V104H204ZM252 105H250V104H247V106L249 107H251ZM4 106V105H3ZM29 106H31V105H29ZM41 106V105H40ZM45 106V105H44ZM188 106H189V108L191 107V108H193L194 110H191V108H190V110H189V108H188ZM208 106V105H207ZM209 106H210V104H209ZM214 106V105H213ZM216 106V105H215ZM219 106V105H218ZM236 106H238V103H237V105ZM236 106H235V108H236ZM241 105H239V107H240ZM262 106V107H261ZM0 107H2V106H0ZM7 107V106H6ZM51 107V108H50ZM197 107H198V105H197ZM204 108H205V106H203ZM222 107H220V108H218L219 110L220 109H222ZM244 107L245 106H243V107H240V108H243L242 109V111L240 110V108H239V110L241 111L240 112V114L239 115H242L241 113L242 112H244V111H250L251 109L249 108V109H247L246 107V109L244 110ZM254 107L253 109H254V111H253V117H255V115H256V113H255V109L256 110H258L259 108L257 107ZM3 109H4V107H2ZM14 108L15 107H13L12 109L14 110ZM16 108H17V106H16ZM38 108L40 109V107H39V105H38ZM38 108L36 109V111L38 110ZM46 108V107H45ZM174 108L172 109V110H174ZM178 108H176V109H178ZM196 108V107H195ZM200 108V107H199ZM199 108H197L198 110H199ZM202 108V107H201ZM204 108H202V111H199V112H197V114H201V116H200V114L198 115V116H200L199 118L201 119V117H203V116H205V114H206V116L208 117V115L210 114L211 115V117H210V115H209V117L211 118V120L212 119H214L213 118V116H212V113H209V114H207V113H204L207 109H211L210 107L209 108H205V111H203L204 110ZM216 108H217V106H216ZM2 109V110H3ZM26 109V110H27ZM155 109V110H154ZM169 109H171V108H169ZM223 109L221 110V111H223ZM234 109V108H233ZM15 110H17V109H15ZM18 110H19V108H18ZM34 111H35V109H33ZM45 110H47V109H45ZM78 110H81V112L80 113H83V114H85V115H82V114H80V118L78 119V120H80L81 122H83L84 124H86L87 125V127H85V129H87V130H85V132L87 131L88 133L87 134H89V136L87 135V137H89V139H87V137H86V139H84V140H86V141H88V144H89V141H91V147H92V149H94V148H96L97 146L98 147H100V148H98L96 151H93V152H91V154L90 155H92V157L93 156H95V158H94V163L92 162V164H94V165H92L89 161H85V162H83V160L82 159H84L85 157H86V149L85 148H87V144L86 145H84L85 147H83V144L85 143L84 142V140H82V138H81V136H68V135H70V134H68L67 135V126L65 127L64 125H62L61 124V121L63 122V113L64 112H67L66 114H68L69 115V118H71V115L73 116V114L77 111L78 112ZM171 110V111H172ZM179 110V109H178ZM216 111L217 109H213V111ZM232 111V108L230 109L229 108V111ZM235 110V109H234ZM236 110H238V107H237V109ZM235 110V111H236ZM244 110V111H243ZM39 111H43L41 114H44L45 112H44V109L42 110V108H41V110H39ZM52 111V112H51ZM158 111V112H157ZM165 111V110H164ZM167 111V110H166ZM177 111V110H176ZM181 111V110H180ZM180 111H178V112H180ZM210 111H212V110H210ZM209 111V112H210ZM214 111V113H216ZM225 111H228V110H225ZM235 111H234V113H235ZM262 110H258V114L261 112ZM3 112V111H2ZM15 112V111H14ZM13 112V113H14ZM18 112V111H17ZM17 112L15 113V115L17 114ZM33 112V113H32ZM38 112V111H37ZM47 112H46V114H47ZM167 112H169V111H167ZM166 112V113H167ZM175 111H173V113H174ZM191 112V113H192ZM202 112V113H201ZM207 112V111H206ZM238 112V111H237ZM236 112V113H237ZM73 113V114H72ZM165 113V114H166ZM170 113V112H169ZM173 113H171V114H173ZM204 113V114H203ZM220 113V112H219ZM221 113H223V112H221ZM224 113H226V112H224ZM245 113V112H244ZM0 114H1V112H0ZM18 114H19V112H18ZM17 114V116H19ZM22 114H24L25 115V113H23L22 112ZM35 114H36V112H35ZM38 114H40L39 112H38ZM203 114V115H202ZM217 114V113H216ZM216 114H214V115H216ZM238 114V113H237ZM251 114H252V112H251ZM257 114V115H258ZM14 115V116H15ZM23 115V116H24ZM34 115V114H33ZM37 115V114H36ZM192 115V114H191ZM230 115V114H229ZM243 115H245V114H243ZM262 115L260 116L259 115V117L261 118H259V119H257L256 117V119L257 120H260V122H261V120H262ZM1 116V115H0ZM5 117V115H2V117ZM17 116H15V117H17ZM26 116V115H25ZM40 115H38V117H39ZM42 116V115H41ZM44 116H45V114H44ZM66 116V115H65ZM87 117L88 118V120H84L85 119V117ZM160 116V117H159ZM188 116H190V120L188 119ZM195 117H197L196 115H194ZM193 116V117H194ZM231 116V115H230ZM251 115H249V117H250ZM12 118V120L11 121H15V120H13V116H11ZM15 117H14V119H15ZM35 117V116H34ZM43 117V116H42ZM74 117H76L75 115H74ZM82 117H84L83 119H82ZM163 117H165V116H163ZM220 117H221V115L219 116V124L222 126V122H221V120H220ZM224 117H225V115H224ZM233 117H235V116H233ZM241 117V116H240ZM248 117V118H249ZM258 117V116H257ZM35 118H37V116L35 117ZM68 118V119H69ZM198 118V119H199ZM205 120L206 119H208V118H205V117H203ZM202 118V119H203ZM209 118V119H210ZM215 118H216V116H215ZM231 118V117H230ZM245 118H247V116L245 117L244 116V120H245V122L247 121V119H245ZM251 118V117H250ZM255 118H251V120L252 119H254V121H255ZM4 119V118H3ZM17 119H18V117H17ZM22 119V120H23ZM67 119V121H64L66 124H68V121H70L69 123H71L72 124V122H71V119L70 120H68ZM74 119V118H73ZM188 119V120H187ZM199 119V120H200ZM203 119V121L201 122V121H199V122H201L202 124L204 123V122H206L207 121V123H205L207 126H209L210 125V127H211V124H210V122H209V125H208V121H210L209 119L208 120H204ZM229 119V118H228ZM6 120V119H5ZM8 121V119H7V123L9 122V124H11V121ZM20 120V119H19ZM31 120V119H30ZM195 120V122H197V120L196 119H194ZM194 120H193V124H195V122H194ZM217 120H218V118H217ZM242 121H243V119H241ZM251 120L249 121V119H248V121L250 122V125H254L255 123L252 121V123H251ZM74 121H75V119H74ZM76 121H77V118H76ZM88 121V124L87 123H85V122H87ZM187 121V122H186ZM213 121V120H212ZM212 121H211V123H212ZM216 121V120H215ZM238 121L240 122V120H237V125H238ZM241 121V122H242ZM247 121V123H249ZM3 122V121H2ZM19 122V121H18ZM20 122H22V121H20ZM78 122V121H77ZM77 122H76V124H77ZM199 122H197L198 124H199ZM214 122V121H213ZM221 122V123H220ZM223 122H224V120H223ZM4 123V122H3ZM7 123L5 124V125H7ZM13 123L14 122H12V125H13ZM178 124H179V121L177 122ZM197 123L193 126V127H195V126H197V127H199L198 125H197ZM218 123V122H217ZM216 122H214V124H217ZM244 123V122H243ZM243 123H241V124H243ZM246 123V124H247ZM254 123V124H253ZM257 123H259V121H257ZM257 123L255 124V125H257ZM18 124V123H17ZM139 124H144V125H149V126H151V127H149V128H147V129H145V130H143L142 129V125L140 126V128L142 129H138V126H139ZM174 124L176 125V123H175V121H174ZM173 124V125H174ZM181 124H183L182 123V121H181V123L178 125V126H176V127H174L175 129H177V128H180L181 126ZM214 124L212 123V127H216L217 128V125L216 126H214ZM218 124V125H219ZM241 124L239 125V126H237V127H239V128H241L242 129V127L244 128V125H246V124H244L242 127H240L241 126ZM263 125L264 126V122L263 123H260L259 125ZM16 124H14V126H15ZM29 125H27V128H29L28 126ZM166 125V124H165ZM174 125V126H175ZM188 125H192V124H188ZM200 125V124H199ZM255 125H254V127H255ZM258 125V126H259ZM69 126V125H68ZM85 126V125H84ZM189 126V128H191ZM203 126V125H202ZM248 126V125H247ZM6 127H8V126H6ZM143 127H146V126H143ZM154 127H155V129H154ZM182 127H183V125H182ZM181 127V128H182ZM185 127H187V125H185L184 126V130L186 129ZM192 127V129H194ZM197 127H195L196 129H197ZM201 127V126H200ZM204 127V126H203ZM202 127V129H206L207 130V128L208 127H204L203 128ZM209 127V128H210ZM257 127V126H256ZM256 127L255 128H253V129H256ZM14 128V127H13ZM12 128V129H13ZM19 127H17V129H18ZM24 129H25V131H26V128L25 127H23ZM36 128V129H37ZM77 128V127H76ZM167 128V127H166ZM188 128V129H189ZM213 128V129H214ZM221 128V127H220ZM249 128H250V126L248 127V130H249ZM252 128H250L251 130H253ZM9 130H10V125H9V128H8ZM81 130H82V132H83V126H81V128H80ZM192 129H189L188 131H192L193 132V130ZM199 129V128H198ZM217 129H219V126H218V128ZM244 129H246V126H245V128ZM261 129H263V128H261V126H260V130L259 129H257V131L259 132L255 137H258L257 139V141H259V143L257 142L256 144L255 143H253V142H255V141H253L249 146L248 145H243L242 143V145H243V147H246L245 149H243L242 151H243V153L240 155V163H244V166H242V168H241V164H240V166L238 165V161H236L235 160V158H233L235 155H234V153L233 152H231L232 154H230V152H228L227 151V154H226V152H225V154L223 155V153H222V156L220 157V156H216V159H212L211 161L213 162V163H211V166H212V168H211V170H212V172L214 173V175L215 174H220L221 173V176H222V179H223V183H222V185H220L223 189L225 188V189H227V191H231V192H228V193H225L224 192V194H223V192H222V194H223V196L221 195V193H220V188H219V184H217V175L215 176V179H213V180H211L210 181V183H209V181L208 182H206V183H208V184H205L206 186H204V189L202 190V188H201V192H196L195 190V192L196 193H194L193 192V194H189V191H190V189H189V191H188V188L189 187H192V183H190V185L191 186H189V187H187V189H186V193H185V185H184V181L186 180L185 178H187V176L185 177L184 175H183V173L182 172H180L178 169H176V167H175V169L173 168V169H167L166 171L163 169V168H160L159 170H161V171H165V178L167 179V182H168V187H166L167 185H165V187H164V190L167 188V192H168V194H169V197H168V200H166V199H160V202L159 203H155L154 204V201H155V197H157V194L156 193H152V194H149V195H151V199L149 200L148 199V201L151 203V205H150V208L149 207H146V205H148L149 206V204L147 203V204H144L145 205V209H147V208H149L148 210H144V216H143V214L142 215H140V221L141 222H146V223H149L150 225H153V226H158V229H159V231H160V233H162V237H163V239H167L166 240V242L164 241L163 242V244H165V246H167L170 250H171V247H173V245L175 244V245H178L179 247V251H182L183 252V255L181 256L182 258H181V260L179 261L178 260V258L180 259V257L179 256H175L173 253H168V259H167V261H166V263L165 264H182L181 262H182V260H186V261H189L188 262V264H200L201 263V261H203V259L206 257V255H207V253H208V251L210 250V248H211V246H212V244H214L216 241H218L219 239H223V240H225L226 238H228L229 236H231L232 234H233V231H234V228H236L237 227V224H239V223H242L243 221V218L244 217H247V220H248V218H251L253 221H254V223L255 224H257V223H259L260 225H263L264 224V218L262 217V216H260L258 213H254L253 214V211H254V209H256V208H258L259 210H261V209H263L264 210V138H262V137H264V136H262L261 138H259V136H261V135H263L264 133L263 132H261L260 133V131H261ZM19 130V129H18ZM21 132H22V127H21ZM30 130V129H29ZM70 130V129H69ZM74 130H76V129H74ZM72 131V132H74L75 133V131ZM78 130V129H77ZM141 130V131H140ZM170 130V129H169ZM201 130V129H200ZM209 130V129H208ZM220 130V129H219ZM218 130V131H219ZM224 130H228L227 128L226 129H224ZM223 130V128H221V130H220V133H221V131H224ZM236 130H238V129H236ZM248 130H247V132H248ZM10 131H12V130H10ZM14 131V130H13ZM12 131V132H13ZM16 131V130H15ZM25 131H23V133H20V134H18L19 136H22V134H26L27 135V132H25ZM34 131H35V129H34ZM33 131V132H34ZM140 131V132H139ZM164 131H166L165 129H164ZM175 131V130H174ZM177 131H180V132H182V129H178ZM195 132L197 131V130H194ZM254 132H255V130H253ZM263 131H264V129H263ZM20 132V131H19ZM18 131H17V133H19ZM25 132V133H24ZM29 132V131H28ZM32 132V131H31ZM71 132V131H70ZM71 132V133H72ZM150 132H151V134H150ZM158 131L156 130V133H154V134H156V136H158L157 134H159V136H160V133L158 132ZM167 132V131H166ZM170 132H171V130H170ZM172 132H173V130H172ZM172 132L171 133H169L168 132V134L170 135V136H172ZM180 132H178V133H180ZM184 132V131H183ZM182 132V133H183ZM195 132H193L194 133V136H195ZM198 132H200L199 130H198ZM202 132H204V131H201V133ZM206 132V131H205ZM214 132H216L217 133V131H215L214 130ZM225 132V131H224ZM223 132V133H224ZM233 132H235V131H233ZM237 132H239V131H236L235 133H237ZM14 133V132H13ZM84 133V132H83ZM176 132H173V134H175ZM182 133H180V134H182ZM185 133V132H184ZM187 134H189V132H186ZM216 133H214V134H216ZM219 133V134H220ZM226 133H228V132H226ZM239 133H241V132H239ZM251 133V131L249 130V134ZM31 135L30 136H32V133H30ZM147 134H148V130H147ZM162 134H165V133H163L162 132ZM161 134V135H162ZM167 134V135H168ZM191 134V133H190ZM196 134H197V132H196ZM203 134V133H202ZM202 134H200L199 135V137L202 135ZM206 134H208V132H206ZM248 134V133H247ZM248 134V135H249ZM11 135V134H10ZM17 135V136H18ZM26 135H25V137H26ZM86 135V134H85ZM153 135V134H152ZM177 135V134H176ZM186 135V134H185ZM184 135V136H185ZM210 136L212 135V134H209ZM217 135V134H216ZM216 135H212V137H215V138H213V141H215V140H217V137H216ZM226 135V134H225ZM232 136V133L231 134H227V136ZM234 135L235 134H233V139H234ZM247 135V136H248ZM14 136V135H13ZM18 136V137H19ZM29 136V137H30ZM83 136V135H82ZM169 136V137H170ZM178 136H180V137H178ZM181 136L182 135H177V138L179 139V138H181ZM192 136H193V134H192ZM193 136V137H194ZM202 136H207V135H202ZM201 136V137H202ZM223 136H224V134H223ZM247 136H246V139H247ZM250 136V135H249ZM251 136H253V134H251ZM250 136V137H251ZM12 137V136H11ZM17 137V138H18ZM24 137V136H23ZM140 138V140L138 141L137 140V138ZM153 137V136H152ZM163 137V136H162ZM162 137H161V140H162ZM173 137V136H172ZM186 137V136H185ZM187 137H191V135L189 136H187ZM186 137V138H187ZM212 137L210 138V140L212 141ZM226 137V136H225ZM236 137V136H235ZM245 137V136H244ZM13 138V137H12ZM16 138V137H15ZM83 138H85V136H83ZM92 138V139H91ZM138 138V139H139ZM202 138H204V137H202ZM208 139H209V137H207ZM207 138H206V140H207ZM223 138V137H222ZM230 138V137H229ZM237 138V137H236ZM24 139H26V138H23V142L25 141ZM30 140H31V138H29ZM157 139V138H156ZM165 139V140H164ZM170 139H172V138H170ZM167 136L166 137H164L163 138V141H164V145H166L167 144V142H169V140H170ZM177 139V140H178ZM193 138L191 137V140H192ZM197 138H195L194 137V139L191 141L190 140V142L192 143V142H196V141H198L199 139H197ZM231 139V138H230ZM243 139H245V138H243ZM249 139V138H248ZM251 139H254V138H251ZM12 140V139H11ZM15 141H16V139H14ZM22 140V139H21ZM21 140H17L18 141V143H20V141ZM34 140V139H33ZM181 140V139H180ZM188 140V139H187ZM205 140V141H206ZM228 141H229V139H227ZM227 140H225V143H226V141ZM240 140V139H239ZM261 140V141H260ZM263 140V141H262ZM14 141V142H15ZM34 141V142H35ZM174 141V140H173ZM179 141V140H178ZM201 141V140H200ZM200 141H198V142H200ZM210 141V142H211ZM212 141V142H213ZM221 141H223L224 142V140L223 139H221ZM231 141H232V139H231ZM234 141V140H233ZM246 141V140H245ZM249 141V143H250V140H248ZM252 141V140H251ZM33 142V143H34ZM176 142L177 141H175V146H176ZM189 142V141H188ZM190 142H189V144H190ZM197 142V143H198ZM202 142V141H201ZM199 143V144H197V145H200V144H203L204 146H205V144L204 143ZM216 142V141H215ZM215 142H214V144H215ZM219 142V141H218ZM235 142V141H234ZM242 142H243V140H242ZM16 143V142H15ZM27 143V142H26ZM25 142H24V144H23V146H25V144H26ZM32 143V142H31ZM52 143V144H51ZM163 142L161 141V143L160 144H162ZM174 143V142H173ZM180 143V142H179ZM178 143V144H179ZM193 143V144H194ZM224 143V144H225ZM248 143V142H247ZM246 142H245V144H247ZM30 144V143H29ZM138 144L140 145V147L138 146ZM159 144V145H160ZM170 144V143H169ZM168 144V145H169ZM222 144V143H221ZM220 144V145H221ZM14 145V144H13ZM17 145V144H16ZM36 144L34 143V145H31L32 146V149L31 150H33L34 149V146H35ZM44 145V146H43ZM56 145V144H55ZM55 145H53L54 147H55ZM62 145V144H61ZM60 145V146H61ZM135 145V146H136ZM158 145V144H157ZM172 144H170V146H171ZM196 145V146H197ZM209 145V144H208ZM212 146H213V144H211ZM218 145H219V143H218ZM219 145V146H220ZM242 145H241V147H242ZM21 146L22 145H19V147H20V149H21ZM22 146V147H23ZM27 146V145H26ZM25 146V147H26ZM40 146V147H41ZM57 146V145H56ZM193 146H195V145H193ZM195 146V147H196ZM212 146L210 147L209 146V150H210V152H211V148H212ZM2 147V146H1ZM25 147H23L24 148V151H25ZM28 147V146H27ZM39 147V148H40ZM62 147V146H61ZM60 147V148H61ZM134 147V146H133ZM172 147H174V146H172ZM199 147H203V146H199ZM199 147H198V150L196 151V152H200V149H199ZM207 147V146H206ZM215 147V148H214ZM214 149H217L216 147H218L217 145L215 146L214 145ZM222 147H223V144H222ZM225 147V146H224ZM223 147V148H224ZM228 147V146H227ZM247 147H249V148H247ZM53 148V147H52ZM56 148V147H55ZM59 148V147H58ZM59 148V149H60ZM197 148V147H196ZM196 148H195V150H196ZM205 148V147H204ZM212 148V149H213ZM218 148H220V147H218ZM49 149V148H48ZM47 149V150H48ZM54 149V148H53ZM58 149V150H59ZM62 149V148H61ZM130 149V150H129ZM135 149H136V147H135ZM155 149H157V148H155ZM154 149V150H155ZM213 149V150H214ZM221 149V148H220ZM218 150V151H221V150H223V149H221V150ZM226 149V148H225ZM241 149V148H240ZM28 150V149H27ZM42 150V149H41ZM41 150H39L40 151V154L38 153V157H42V155H43V157H45L44 156V151H45V149L43 150V152H41ZM47 150H46V154H47ZM50 150V149H49ZM101 150V153H102V151L104 152V154L102 153V155H101V153L99 152ZM132 150H134V149H132ZM203 150V149H202ZM212 150V151H213ZM227 150V149H226ZM232 150V149H231ZM233 150H234V148H233ZM34 151H36V150H34ZM38 151V152H39ZM51 151V150H50ZM57 151V150H56ZM206 151H208V150H206ZM224 151V150H223ZM25 152H27V151H25ZM52 152V151H51ZM135 152H136V150L134 151V153L133 154H135ZM138 152V151H137ZM198 152V153H199ZM204 152V151H203ZM210 152H209V154H210ZM222 152V151H221ZM35 153V152H34ZM41 153H43L42 155H41ZM49 153V152H48ZM98 153V154H97ZM131 153H132V151H131ZM202 153V152H201ZM205 153V155H206V152H204ZM203 153V154H204ZM212 153V152H211ZM50 154V153H49ZM53 154V153H52ZM146 154H145V157H146ZM165 154V152L162 150V154H159L161 157L163 156ZM200 154V153H199ZM208 154V153H207ZM217 153H215L214 155H216ZM24 156H25V154H23ZM120 157L119 158V161H117V165H115V158H118V156ZM152 155V154H151ZM204 155V156H205ZM212 155V154H211ZM213 155V156H214ZM218 155V154H217ZM36 158H37V153H36ZM48 156H50V155H48ZM48 156H46L45 158H48ZM128 156H130V155H128ZM131 156H132V154H131ZM202 156V155H201ZM202 157L203 158V160L205 159V157ZM210 156V155H209ZM208 156V157H209ZM28 157V156H27ZM62 157V156H61ZM133 157V156H132ZM131 157V158H132ZM207 156H206V158H208ZM211 157V156H210ZM1 158V157H0ZM63 158V157H62ZM73 158V157H72ZM131 158H129V160L131 159ZM140 159H141V156L139 157ZM212 158V157H211ZM215 158V157H214ZM32 159H35V157H32ZM64 159V158H63ZM62 159V160H63ZM117 160V159H116ZM129 160H127V161H129ZM208 160V159H207ZM35 161V160H34ZM205 161V160H204ZM193 162V161H192ZM207 162H209V161H207ZM203 163V162H202ZM206 162H204V164H205ZM210 163V162H209ZM209 163H208V165H209ZM7 164V163H6ZM92 166H91V165ZM111 164H114V165H111ZM189 165V164H188ZM195 165V164H194ZM206 165V164H205ZM204 165V166H205ZM3 166V165H2ZM5 166V165H4ZM115 166V167H114ZM191 166H192V164H191ZM204 166H202V168H203V170H204ZM125 167H126V165H125ZM130 166H128V168H129ZM136 167H137V165H136ZM156 169H152V170H150V169H148V173H149V175L147 176V177H149V179H152L153 178V174L155 173V170L156 171H158V167H156V166H154ZM194 167H196V166H194ZM206 167V166H205ZM81 168V169H82ZM93 168V170H91ZM127 168V167H126ZM138 168V167H137ZM149 168V167H148ZM191 168V167H190ZM199 168V167H198ZM198 168H196L195 169V172H196V170L198 169ZM81 169H80V171H81ZM125 169V168H124ZM130 169H131V167H130ZM135 169V168H134ZM200 169V168H199ZM206 169L208 170V168L206 167ZM2 170H3V167H2ZM138 170V169H137ZM154 170V171H153ZM193 171H194V168L192 169ZM91 171H93V172H91ZM108 171V170H107ZM126 171V173H127V170H125ZM129 171V170H128ZM198 171V170H197ZM0 172H1V170H0ZM16 172V171H15ZM15 172H14V174H15ZM111 172V171H110ZM121 172H124L123 170L121 171ZM135 171H133V173H134ZM137 172V171H136ZM135 172V173H136ZM203 172V171H202ZM211 171H210V173H212ZM13 173V172H12ZM84 173L82 174L83 175V177H84ZM106 173H108V172H106ZM114 173V172H113ZM133 173H132V175H133ZM206 173V174H205ZM205 176L208 174L206 171H205ZM2 174H3V171H2ZM2 174H0L1 176H2ZM10 174V173H9ZM241 175V176H244L245 177V190H243V191H237L236 193H238V194H234V197H233V193H235V192H233V190H234V186H233V184H234V181H235V179H236V175ZM81 175V176H82ZM107 175V174H106ZM116 175H118V174H116ZM131 175V176H132ZM135 175V174H134ZM210 175V174H209ZM136 176H137V173H136ZM135 176V177H136ZM184 176V177H183ZM14 177V176H13ZM105 177V176H104ZM200 177V176H199ZM202 177V176H201ZM203 177H204V175H203ZM211 177H212V175H211ZM214 177V176H213ZM9 177H7L6 179H8ZM11 178H12V176H11ZM15 178H16V176H15ZM29 178V177H28ZM10 179V178H9ZM100 179V180H99ZM188 179H190V178H188ZM3 179H1V181H2ZM29 181H30V179H28ZM92 180V181H91ZM131 180V179H130ZM133 181H136V180H134V178L132 179ZM192 180V179H191ZM206 180V179H205ZM205 180H203V182L205 181ZM90 182H93L94 180L93 179H90L89 180ZM189 181V180H188ZM193 181V180H192ZM191 181V182H192ZM198 181V180H197ZM10 182H11V180H10ZM137 182V181H136ZM2 183H3V181H2ZM14 183V182H13ZM13 183H12V185H7V188L9 189V190H11V192H10V194L9 195H5V197H9V198H2V196H0V204H2L3 205V207L5 206H7V204L8 203H10V202H12V206L10 207V208H8V206H7V208H8V212L10 213L9 215H8V217L6 218V219H4L5 217H3V220H0V264H20V263H26V264H63V262H61V261H57V263H56V260L54 261V258H53V260H51V253H52V251H51V253H47L46 255H44V252L42 251L43 250V248H44V241H43V236H42V234H43V231L45 230V228L46 227H48L49 228V232H54V234H53V238H55V227H56V223H57V219H56V211L58 212V210H56L55 212L54 211H51V209H53V207L51 208L50 207V204L48 203V201L46 200V198H45V194L43 193L41 196H39L38 194H37V192H36V194L35 195H37V197H33L32 196V194H30V190L28 189V190H26V192L24 193V195L23 196H20V198L17 200V202H16V204L14 205V203H13V200H16V199H14L15 198V196L17 195L18 196V192H17V190H18V188H17V186H15V185H13ZM15 183H16V181H15ZM95 183V182H94ZM205 183V182H204ZM1 184V183H0ZM16 184H18L19 186H21V184L18 182V183H16ZM90 184V183H89ZM98 184H96V186L98 185ZM128 184H131L130 182L128 183ZM197 184V183H196ZM201 184H202V182H201ZM216 184H217V187H218V189L216 188ZM91 185H92V183L90 184V188H91ZM93 185H95V184H93ZM136 185H140V184H136ZM31 186V185H30ZM103 186H105V185H103ZM131 186H133L132 184H131ZM140 186H142V187H144L143 185H140ZM151 186H154L153 187V192H155V190H156V187H155V182L151 185ZM183 186H184V189H183ZM208 186H210L209 188H211V189H213L212 191L214 192V190H215V192H217V193H219L218 195H216L215 197H216V199L214 198V194H215V192H214V194H212V193H210V192H212L211 191V189H208L207 187ZM233 186V187H232ZM22 187V186H21ZM134 187H135V185H134ZM195 187H196V185H195ZM200 187V186H199ZM214 187H215V189H214ZM235 187H236V185H235ZM95 188V187H94ZM145 188V187H144ZM88 189V188H87ZM86 189V190H87ZM96 189V188H95ZM127 189V188H126ZM134 189H137V188H134ZM145 189H147V188H145ZM151 189V188H150ZM197 189H198V186H197ZM200 189V188H199ZM198 189V190H199ZM220 189V190H219ZM233 189V190H232ZM237 189V188H236ZM241 189V188H240ZM243 189V188H242ZM23 190H24V187H22V192H23ZM34 190V189H33ZM138 190V189H137ZM142 190L144 191V189H140L139 188V190L138 191H141L142 192ZM216 190H219V192L218 191H216ZM5 191H6V189H5ZM87 191H89V192H87ZM87 191H84V192H82V196H80L81 197V199L82 198H84L85 197V200L87 201V199H88V195H89V193H90V191H91V193H92V190H87ZM106 191H107V189H106ZM105 191V192H106ZM124 192H126L125 190H123ZM128 191H130V189L128 190ZM138 191H136L137 193H135V197H134V199H130V193L128 192H126L127 194H129L128 196H129V198L127 199V202L129 201V200H131V201H134L135 200V204L134 203H132L131 201L130 202H128V203H126V205L128 206L130 203V205H132V204H134V205H132V206H134L133 207V209L134 208H139V206H137V207H135L137 204V199H139L140 200V203H142V197L141 198H139L140 197V195H139V197L138 198H136L137 196H138V194H139V192ZM151 191V190H150ZM192 191V190H191ZM6 192H8V191H6ZM87 192V195H84L83 193H86ZM74 193H76V192H74ZM77 193H79V192H77ZM76 193V194H77ZM81 193V192H80ZM107 193H108V191H107ZM132 193V192H131ZM146 193V192H145ZM144 193V194H145ZM151 193V192H150ZM33 194H34V191H33ZM144 194H142L143 196H144ZM147 194V198H150L149 197V195ZM187 194H189V195H187ZM1 195V194H0ZM20 195V194H19ZM75 195V194H74ZM73 195V196H74ZM84 195V196H83ZM132 195H134V194H132ZM137 195V196H136ZM16 196V197H17ZM79 196V195H78ZM221 196H222V199L220 200L219 198H221ZM40 197H42V198H40ZM43 197H44V199L45 200H43ZM133 198V197H132ZM145 198V197H144ZM179 198V200H178V202H180V203H178V204H174L175 202V200L176 199H178ZM10 200V202H9V200ZM219 199V200H218ZM80 200V199H79ZM82 200H84V199H82ZM20 201L21 202H23V204L22 203H20ZM85 201V202H86ZM222 201V204L220 203ZM84 202V203H85ZM177 202V201H176ZM216 202V203H215ZM88 203H89V201L86 203L87 204V206H89L88 205ZM139 202H138V205L140 204ZM215 203V204H214ZM20 204H22V205H20ZM10 205V204H9ZM20 206L19 208H18V210H17V208H13V207H15V206ZM3 207H2V209H3ZM46 207H49V209H47L46 210ZM43 208H44V213H45V211H46V216L44 217L45 219H44V221H42V222H39V223H37V222H35V224H33V222L31 223L30 221V223L31 224H33L32 226H31V224L29 225H27V224H25V222L24 221H26V220H24V218L23 217H25L26 216V218H27V215L29 216V218L31 217V215H30V213H27V210L30 212V211H33V212H35V210H39V211H41V212H43ZM132 208L131 206H129L128 207V209H126L127 210V213H128V210H130V209ZM1 209V210H2ZM26 210V212L24 211V210ZM17 210V211H16ZM19 210H23V212H25V213H27V215L25 214V216H23L22 214H20V213H18V211ZM53 210H55V209H53ZM125 210V209H124ZM125 210V211H126ZM139 211V210H138ZM138 211L136 212V214L138 213ZM122 212V213H121ZM32 213V212H31ZM37 213V212H36ZM55 213V214H54ZM120 213L121 214H126V212H123L122 210L120 211ZM39 214V212L37 213V215ZM59 214V213H58ZM117 214V213H116ZM44 215V214H43ZM59 215H62V214H59ZM58 215V216H59ZM118 215V214H117ZM3 216H5V214L3 215ZM32 216H34L33 214H32ZM116 216V215H115ZM146 216H148L147 218H146ZM2 217V216H1ZM39 217H41L40 216V214H39ZM61 217V220H63L62 219V216H60ZM25 218V219H26ZM34 218V217H33ZM38 218V217H37ZM42 218V217H41ZM146 219H148V220H146ZM27 220H29V219H27ZM38 220H39V218H38ZM31 221H32V219H31ZM34 221V220H33ZM59 221V220H58ZM101 224H103V220H100L99 221ZM16 223H18V225H19V227L18 228H15L17 225H16ZM46 223V224H45ZM50 223V224H49ZM61 224V223H60ZM60 224H58V227H59V225ZM100 224V225H101ZM45 225V226H44ZM70 225V224H69ZM68 225V226H69ZM72 225V224H71ZM70 225V227H72ZM61 226V225H60ZM180 226H182V228L183 229H181L180 228ZM62 228H63V226H61ZM61 227H59V229L61 228ZM98 227V226H97ZM162 227H164V228H162ZM57 228V227H56ZM61 228V231L62 230H65V229H62ZM66 228V231H68L67 230V228L69 229V227H65ZM58 229V228H57ZM47 230H46V232H47ZM71 230V229H70ZM23 231V233H21ZM58 231V230H57ZM45 232V231H44ZM70 232V231H69ZM67 233L66 232V234L65 233H62L63 235H61V236H63L62 238V243L60 244V245H64V243H68V238H70V237H68V234L70 235V233ZM101 232V231H100ZM144 232V231H143ZM21 233V234H20ZM37 233H39L40 235H38V236H36V234ZM48 233V232H47ZM51 233L50 234H48V237L51 235ZM132 233V232H131ZM60 234H61V232H60ZM60 234H58V236H56V237H59V235ZM82 234V233H81ZM130 234V233H129ZM134 234H136V233H134ZM134 234H131L130 236L128 235V242L126 243L125 242V246H126V244H127V246H126V248H125V251L126 250H128L129 248L131 249V248H135V247H139V250H138V252L136 253V256L137 257H135L133 260H129V261H126V257H125V255L122 253V254H119L118 252H117V250H111L112 252V254H113V260H115V261H123L122 262V264H132L131 262H133V264H137V262L139 261V260H142V258L145 256V254H146V252H147V245H146V240L144 239L145 237H143V235H141V234H139L138 236L137 235H134ZM201 234H205L204 236L205 237H201ZM64 235H66V236H64ZM72 235V234H71ZM80 235V234H79ZM61 236H60V238H61ZM80 236H82V235H80ZM84 236V235H83ZM86 236V235H85ZM85 236H84V240H85ZM118 238H117V240H119V235H116ZM153 236V235H152ZM176 236V237H175ZM72 237V236H71ZM86 237H88V236H86ZM175 237V238H174ZM47 238V237H46ZM73 238H74V236H73ZM80 238H82V237H80ZM161 238V237H160ZM173 238H174V240H173ZM76 239H78V237L76 238ZM88 239H90V238H87V241H89ZM147 239V238H146ZM172 239V240H171ZM61 240V239H60ZM161 240V239H160ZM34 241V242H33ZM57 241V240H56ZM58 241H59V239H58ZM69 241H70V239H69ZM73 241V240H72ZM75 241V240H74ZM77 241V240H76ZM80 241V240H79ZM86 241V240H85ZM91 241V240H90ZM90 241H89V243H90ZM120 241V240H119ZM127 241V240H126ZM163 241V240H162ZM175 241V242H174ZM82 242H83V240H82ZM92 242V241H91ZM94 242V241H93ZM108 242V241H107ZM200 243V245L198 246L197 245V243ZM60 243V242H59ZM76 243V242H75ZM80 243V242H79ZM78 243V244H79ZM89 243L88 242H86V244H85V242H84V244H85V247L83 246V248H82V250H81V248H80V246L79 247H75V248H78L79 250H80V252H81V254L83 255V256H79V259H78V262H77V264H102V257H105L106 255H109L108 253H106V252H100L99 254H95V256L93 257L92 255H89V253H88V249H90L89 248ZM57 243H55L54 241H53V245H55V251H57L58 250V248H59V245H56ZM81 244V243H80ZM79 244V245H80ZM83 244V243H82ZM83 244V245H84ZM117 244V243H116ZM122 244V243H121ZM34 245H36V246H39V250H37V249H35V247H34ZM71 245V244H70ZM69 245V246H70ZM76 245H77V243H76ZM91 245V244H90ZM157 245V244H156ZM78 246V245H77ZM82 246V245H81ZM121 246V245H120ZM163 246V245H162ZM250 246V245H249ZM63 247V246H62ZM71 247V246H70ZM151 248V247H150ZM62 249V248H61ZM68 249V248H67ZM152 249V248H151ZM70 250V249H69ZM100 250V249H99ZM153 250H154V248H153ZM228 250H230V249H228ZM98 251V250H97ZM124 251V250H123ZM157 251H158V249H157ZM157 251H154L153 253H152V255H151V258L148 260V261H144L145 263L144 264H158V260H159V258H158V255H157ZM64 252H66V251H64ZM64 252H63V254H64ZM9 253H10V255H9ZM54 253V252H53ZM69 253V252H68ZM78 254V253H77ZM9 255V256H8ZM63 256V255H62ZM65 256V255H64ZM55 257V256H54ZM70 257V256H69ZM108 257V256H107ZM110 257V256H109ZM131 257V256H130ZM73 259H74V256H71V259H70V262H69V259H68V264H71V261L73 262ZM105 259V258H104ZM107 259V258H106ZM62 260H63V258H62ZM109 260H110V258H109ZM108 260V261H109ZM112 260V259H111ZM18 261V262H17ZM67 260H65V262H66ZM131 261V262H130ZM15 262V263H14ZM17 262V263H16ZM105 262H106V260H105ZM111 262V261H110ZM130 262V263H129ZM164 262V261H163ZM236 263H239V264H264V242H260V243H256V244H253V245H251L250 247H249V250H248V252H247V254L246 255H243V256H241V259L239 260L238 259V261L236 262V260L234 261V262H231L230 264H236ZM74 264V263H73ZM110 264V263H109ZM213 264H216V260H214L213 261Z\"/></svg>",
	"mask_w": 264,
	"mask_h": 264
}]
</instances>
